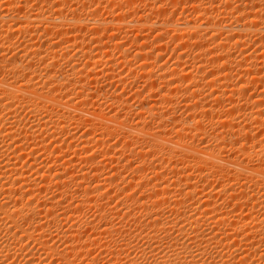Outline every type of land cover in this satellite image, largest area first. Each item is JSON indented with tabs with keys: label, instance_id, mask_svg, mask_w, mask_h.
Listing matches in <instances>:
<instances>
[{
	"label": "rangeland",
	"instance_id": "obj_1",
	"mask_svg": "<svg viewBox=\"0 0 264 264\" xmlns=\"http://www.w3.org/2000/svg\"><path fill=\"white\" fill-rule=\"evenodd\" d=\"M18 1L19 0H0V6L2 4H4L3 2L7 3H14L15 6H17L18 4ZM28 6L27 8V11L23 10L22 14H17L14 12V14L18 15V16H21L23 14H26V13H30L32 11V9L34 10L36 7H39L40 9L42 10H47L46 11V14H50L52 12H50L51 10H53L52 8V5H55L57 4L56 6V9L62 11V17L63 18H81V19H86V21L88 20H98V21H101L103 23H107L105 24V26H107L109 24L108 27H105L104 26V30H99L100 33H97L98 35L94 36L92 34V29H89L90 26L92 24H94V22L92 23L91 21L88 23V27L87 28H82V29H73V30H68L64 33L63 30H58L57 32H55V30L47 33L46 35L44 33H42L43 31H41L40 29L43 27V25H39V24H35L33 25V27H30L31 29H28L30 31H27L24 30L22 32L18 31V30H15V34H12L11 37H9L8 39H10L9 43L7 44H10L12 43V46H11V50H10V47H9V51H3V53L1 52L0 55H3V58L1 57V60L2 62H0V81L2 80H6L7 77H8V72H5L6 69L3 67L5 66L3 61L5 60H8L9 58L11 57H15V56H18V57H15L16 60L17 59H20V65L24 64L25 67H31V68H37L35 70H39V81L42 82L43 79H44V73L47 72L46 69L48 71H50V73L52 74H59L60 71H63V72H66V73H70V76L73 77L72 79H74L73 81L77 80L79 81V83L81 85H87L89 86L90 83H91V80L93 79L94 81H96V83H92L90 85V87L92 88H96L98 89V91L96 92H92L93 95L90 93L88 95H84L82 97H78V93H79V89L74 87V86H68L66 90H60L63 92V96H62V99H60L59 101L60 102H65L66 100H72L73 103H76V106H79L81 105V107L79 109L81 110H77V111H83V110H89L90 112H95L98 113V114H108V115H111V116H116L118 117V114L119 118H121V120H123L125 123H127V125L131 124L130 126H135L136 125H141L143 126L144 128H148L147 130H150L151 132H157L159 129H160V132H166V135L167 138H170V137H173V131H171V127H172V123H171V119L174 118V119H178L179 121H184V120H187V118H189V116H193L194 120L197 121L196 119L199 120V123L201 122V124H199V127L200 125H202V130L199 131V133H192L196 136H187L189 138L187 139H183V144L185 145H199V146H202V147H208L210 148L209 146H212V145H215L216 141L213 139V135H216L218 134L217 132H219L218 135L220 134H223L224 131H226V129L229 130V128H226V129H222L221 126L219 125V120H221L222 118H225L227 115H231V118H235L234 120L232 119V122L234 121V123H232V126H234L233 124L237 123V127L241 126V125H244V123L246 124L245 126H249V130L252 129V131H250L251 133V138L253 136V141L251 140V145L252 144H255L257 145V147L253 146L251 147V150L254 148V150L256 151V149H258L257 152H259L261 150L262 147H264V124H262V122L259 120V121H255V122H260V126L258 123L259 126H257V124L253 121L254 118L257 119V114L260 113L264 110H262L264 107V105L260 106L262 107V109H260V107H257L255 108L254 105H253V100L256 99V96L260 95V93L262 94V92H264V85L262 86V84L258 83V82H248L249 80H246L245 77H243L246 82H245V85H246V93L243 95V97L241 98V96H237L235 97V95L233 96V98H228L226 96H222V98L218 97L216 98V96L214 97V95H207V94H210L209 91L213 90L214 88H210L212 85H210V81H213L211 79H214L215 77L218 79V74L220 73L219 70H218V66L221 65L220 63L218 64V66L216 65L215 67V64H208L206 62H202V66H205L203 69L205 70H200L201 72H197V65L199 60L201 57V55L205 54L203 53V51H205L206 53H209L211 51H215V52H221V51H217V46L221 43L219 42H222L224 41V36H223V39H222V36L220 37H217L218 35H216L215 38H217V40H219L217 43L213 42V36L212 34L205 37L204 39V43H203V46L204 48L202 49V53H200V51L198 49L195 48V46L193 47H189V46H185L184 44L182 45L181 41H183L182 39H180L179 36H175V34L172 32L168 33V35L166 34L165 37H163L164 39H161V41H158V32H150L147 30V32L145 31V41L143 40H138L136 38L137 35H139V33L137 34V31H133V30H128L129 33L125 30L123 31H120V30H116V29H111L110 27L114 25V23H116L117 21H123L124 22H133L136 21V20H140L141 18L143 19H151L152 22H155L156 23H162V22H173V23H181V22H190L192 24H200V23H205L206 19H212L213 22L216 21V22H220V18H221V24L223 26H228L235 23V19L238 18V17H234V16H239L238 14L235 13V9L238 7L239 4H245V0H228L227 3L232 4L230 5V7H232L230 10L228 9L227 11H230V12H227V13H219L218 11L216 12L215 10L217 9H222L224 8L223 6H225L226 4H224L225 0H193V1H190V0H125L128 2V4H126L125 2H122L125 6L122 5V3H119L121 1H118L115 6L113 5L112 6V2L110 0H63V2L61 0H28ZM38 1V2H37ZM48 1V2H47ZM66 1V2H64ZM95 3H94V2ZM100 1V2H99ZM147 1L150 3H147ZM173 1V2H172ZM186 1L188 2H197L199 1L198 3H196V8L197 7H202L203 8H206L207 10L205 11L206 13L203 15V11L201 12L200 10L197 11L196 8L194 9V7L191 6V3H187ZM264 1V0H263ZM262 1V2H263ZM46 2L48 4H46ZM74 2V3H73ZM87 2L86 4H83ZM131 2V3H130ZM134 2V4H133ZM222 2V3H221ZM233 2V3H232ZM2 3V4H1ZM109 6H108V4ZM226 3V2H225ZM238 3V4H236ZM92 4V5H91ZM94 4V5H93ZM114 4V3H113ZM137 4V5H136ZM158 4V5H157ZM194 4V3H193ZM222 4V5H221ZM264 4V2H263ZM44 5V6H43ZM49 5V6H48ZM64 5V6H63ZM71 5V6H70ZM135 5V6H134ZM180 5V6H179ZM185 5V6H184ZM201 5V6H200ZM237 5V7H233ZM31 6V8H30ZM111 6V7H110ZM128 6V7H127ZM131 6V7H130ZM158 6V7H157ZM175 6V7H174ZM190 6V7H189ZM123 7V8H122ZM133 7V8H132ZM139 7V8H138ZM185 7V8H184ZM220 7V8H219ZM222 7V8H221ZM229 7V8H230ZM29 8V9H28ZM51 8V9H50ZM71 8H75V11L74 13H72L71 11H69V9ZM98 8V9H97ZM114 8V9H113ZM116 8V9H115ZM130 8H131V11H130ZM153 8V9H152ZM156 8V9H155ZM159 8V9H158ZM192 8V9H191ZM202 8V9H203ZM216 8V9H215ZM55 9V8H54ZM63 9V10H62ZM68 9V10H67ZM118 9V10H117ZM121 9V10H120ZM149 9V10H148ZM174 9V10H173ZM188 9V10H187ZM124 10V11H123ZM122 11V12H121ZM126 11V12H125ZM133 11V12H132ZM159 11V12H158ZM211 11V12H210ZM25 12V13H24ZM163 14L161 15L160 14ZM189 12V13H188ZM232 12V13H231ZM234 12V13H233ZM132 13V14H131ZM137 13V14H136ZM158 13V14H157ZM191 13V14H190ZM219 13V14H217ZM229 13V15H227ZM128 14V15H127ZM139 14V15H138ZM231 14V15H230ZM234 16H233V15ZM93 17H91V16ZM127 15V16H125ZM157 15V16H156ZM171 15V16H170ZM203 15V16H202ZM84 16V17H83ZM96 18H95V17ZM114 16V17H113ZM201 16V17H200ZM207 16V17H206ZM221 16H224V17H221ZM98 17V18H97ZM117 17V18H116ZM154 17V18H152ZM199 17V18H197ZM219 17V19H218ZM128 18V19H127ZM216 18V19H215ZM105 19V20H104ZM115 19V20H114ZM117 19V20H116ZM185 19V20H184ZM197 19V20H196ZM165 20V21H164ZM218 20V21H217ZM223 20V21H222ZM24 21V20H23ZM159 21V22H158ZM176 21V22H175ZM196 21V23H194ZM233 21V22H232ZM36 22V21H35ZM113 22V23H112ZM199 22V23H197ZM227 22V23H225ZM232 22V23H231ZM60 24V21H57V24ZM112 24V25H111ZM206 24V23H205ZM35 25H38L37 27ZM40 27V28H39ZM34 28V29H32ZM107 30H106V29ZM36 29V30H35ZM39 29V31H38ZM59 29V28H58ZM33 30V31H31ZM109 30V31H108ZM227 30V29H226ZM59 31H62L59 32ZM71 33H70V32ZM90 31V33H89ZM119 31V32H118ZM32 32V33H31ZM86 32V33H85ZM105 32V33H104ZM128 36H127V34ZM20 33V34H19ZM37 33V34H36ZM55 35H58V36H55ZM112 33H114V36L117 35V39H116V42H120L123 44V47H120L119 49L115 46H109L110 42L108 43V39L110 41V37L113 35ZM117 33V34H116ZM184 33V32H183ZM22 34V35H21ZM60 34V35H59ZM80 34V35H79ZM102 34V35H101ZM143 34V33H142ZM2 36H4L5 34H1ZM0 35V36H1ZM14 35V36H13ZM45 35V36H44ZM82 35V37H80ZM93 35V36H92ZM172 38H171V36ZM181 35V34H180ZM186 35V33H185ZM225 37H227L226 34H224ZM6 37H3V39L5 40H8L7 39V35H5ZM42 36V37H41ZM44 36V38H43ZM52 38H51V37ZM55 36V37H53ZM70 36V37H69ZM73 36V37H72ZM99 36V37H98ZM103 36V37H102ZM106 36V37H105ZM148 36V37H147ZM75 37V38H74ZM77 37V38H76ZM84 37V38H83ZM93 37H98V40L99 42H95V43H91V40H90V43H89V40L90 38H93ZM108 37V38H107ZM169 37V38H168ZM173 37H176L175 39H173ZM182 37H184V35H182ZM211 37V38H210ZM16 38V39H15ZM27 38V39H26ZM32 38V39H31ZM34 38V39H33ZM73 38V39H72ZM79 38V40H78ZM179 38V39H178ZM220 38V39H219ZM1 39L2 37H0V42H1ZM3 39H2V43L1 44H4L5 46L7 45L6 44V41L3 42ZM30 39V40H29ZM59 39V40H58ZM75 39V40H74ZM207 39H208V42H207ZM29 41V42H32L36 45H41L42 43L44 44L45 41L48 43V44H53L54 45H59L55 51H57V53L59 55H62L59 57L56 56L54 59H51V55L49 56V53L51 50H48L44 47V56L42 55L43 53V50L41 52V57L42 58H45L46 62H47V66L44 64H42L39 60V58H35L34 57H26L24 58L23 56H20L19 55H16V51L18 50L17 48H21L19 44H21V41L22 43H24L25 41ZM32 40V41H31ZM82 40V42H81ZM84 40V41H83ZM137 40V41H136ZM206 40V41H205ZM209 40H212L211 42H209ZM249 40V39H248ZM174 41V42H173ZM234 41V40H233ZM256 38L255 37H251L249 41H247V43L245 45H240L238 47H236L234 49L235 46H231L229 47V45H226L228 46L224 51L225 52H228L230 53V55H233L231 56V60L232 62V65L228 62V65L224 66L225 68H223L224 70V74H225V70L228 74H230L232 77L228 80L229 82V85H234L235 83H238L240 79H242L241 77H238L240 75L239 72H237L238 68L240 67H244V69H246V66L249 65L248 68H250V71L251 72H254V71H260V76H262L264 78V67H260L258 66L259 68H261L260 70L259 69H255L256 67L255 66H252L251 67V64L250 62H244V65H243V61L242 59L245 58L247 56V54L251 51V52H254L253 50H256L258 47H259V44H256L255 43ZM264 41V40H263ZM70 42V43H69ZM74 42V43H73ZM108 44H107V43ZM225 42V41H224ZM249 42V43H248ZM73 43V44H72ZM152 43V44H151ZM223 43V42H222ZM264 43V42H262ZM0 44V45H1ZM13 44H15L13 46ZM84 44V45H83ZM103 44H107L108 46H104ZM141 45H144L146 48L147 51H154L153 49L157 46H159V50L156 52H153V56L155 55L154 53H160L162 54L161 58L159 60H155V59H150L148 60L146 64H144V60L142 61V59H139L137 56L138 54V51H139V48L137 49V47H139ZM148 44V45H147ZM181 44V45H180ZM206 44V45H204ZM88 45V46H87ZM94 45V46H92ZM133 45V46H132ZM166 45V46H165ZM70 50H69V48ZM107 49H106V48ZM125 47V48H124ZM130 47V48H129ZM66 48L68 49V51L66 50ZM104 48V49H102ZM112 48V49H111ZM127 48V49H126ZM134 48V49H132ZM242 48V49H241ZM100 49V50H99ZM228 49V51H227ZM237 49V50H236ZM109 50V51H108ZM113 50V51H112ZM196 50V51H194ZM242 50V51H241ZM248 50V51H247ZM62 51V52H61ZM77 51V52H76ZM89 51V52H88ZM246 52V55L245 52ZM14 52V53H13ZM69 52V54H68ZM72 52H75V53H72ZM82 52V53H81ZM93 52V53H92ZM107 52V53H106ZM110 52V53H108ZM118 52V53H117ZM128 52V53H127ZM150 52V53H151ZM196 52V53H195ZM223 52V51H222ZM260 52V51H259ZM90 53L91 55H94L95 56H98V58L96 59L97 62L96 64L93 66V65H90V63L88 62V58L86 57V54ZM106 53V55H101V54H104ZM232 53V54H231ZM10 54H11V57H10ZM113 54V56H112ZM85 55V56H84ZM199 55V57H198ZM4 56L5 58L7 57V59H4ZM39 56V57H40ZM47 56V57H46ZM64 56V57H63ZM72 56V57H71ZM102 58H101V57ZM152 56V57H153ZM194 56H196V58H194ZM212 56V54H209L206 58H210ZM23 57V58H22ZM40 57V59H41ZM112 57V58H111ZM22 58V59H21ZM31 58V59H30ZM57 58V59H56ZM106 58V59H105ZM116 58V59H115ZM131 58V59H130ZM194 58V59H193ZM198 58V59H197ZM34 59V61H33ZM78 61H76V60ZM87 59V60H86ZM104 61H103V60ZM108 59V60H107ZM110 59L111 63L108 62ZM196 59V60H195ZM36 60V61H35ZM57 60V61H56ZM59 60V61H58ZM137 60V61H136ZM204 60V59H202ZM240 60V61H239ZM262 61L260 62H257L259 63V65H262V62H263V59H260ZM23 61V63H21ZM50 61V62H48ZM53 61V62H52ZM136 61V62H135ZM179 61V62H178ZM183 61V62H182ZM198 61V62H197ZM259 61V60H258ZM33 62V63H32ZM85 62V63H84ZM121 62V63H120ZM122 62H123V65H122ZM134 62V63H133ZM2 63V64H1ZM51 65V63L55 64V66ZM101 63V64H99ZM137 63H139L137 65ZM242 63V66L240 64ZM248 63V65H247ZM29 66H28V65ZM32 64V65H31ZM76 64V65H75ZM126 64V65H125ZM178 64V65H177ZM195 64V65H194ZM205 64V65H204ZM206 64H208L206 66ZM3 65V66H2ZM34 65V67H32ZM40 65V67L38 66ZM68 65V66H67ZM89 65V66H88ZM99 67H98V66ZM129 65V66H128ZM140 65H141V68H140ZM161 65V66H160ZM237 65V66H236ZM38 66V67H37ZM50 66V67H49ZM102 66V67H101ZM112 66V67H111ZM195 66V67H194ZM211 66V67H210ZM214 66V68H213ZM240 66V67H239ZM3 69H2V68ZM29 67V68H30ZM75 67V68H74ZM181 67V68H180ZM192 67V68H191ZM58 68V69H57ZM62 68V69H61ZM94 68V69H93ZM104 68V69H103ZM117 68V69H116ZM128 68V69H127ZM134 68V69H133ZM195 68V69H193ZM213 68V69H212ZM216 68V69H215ZM232 68V69H231ZM255 70H254V69ZM51 69V70H50ZM57 69V70H56ZM101 69V71L99 70ZM106 69V70H105ZM109 69H111L109 71ZM141 69V70H140ZM151 69V70H150ZM177 69V70H175ZM229 69V70H228ZM233 70V74L231 72V70ZM235 69V70H234ZM241 69V68H240ZM45 72H44V71ZM97 70V72H96ZM175 70V71H174ZM181 70H185L188 72V74L191 72H193V76L192 79H187V78H183L184 76H180V75H184V71L180 73ZM254 70V71H253ZM59 71V72H58ZM85 73H84V72ZM148 71V72H147ZM190 71V72H189ZM213 71V72H212ZM217 71V72H215ZM220 71H221V66H220ZM235 71V72H234ZM241 71V70H240ZM4 72V73H2ZM55 72V73H54ZM91 72V73H90ZM97 74H95V73ZM112 72V73H110ZM173 72L174 74L171 75V73ZM179 72V73H178ZM215 72V73H214ZM231 72V73H230ZM62 73V72H61ZM117 73V74H116ZM123 75H122V74ZM201 73V74H200ZM236 75H235V74ZM238 73V74H237ZM6 74V75H5ZM95 74V75H93ZM108 74V75H107ZM147 74V75H146ZM152 74V75H151ZM159 76H162V78H164L162 80L161 79H157L156 76L157 75ZM161 74V75H160ZM178 74V75H177ZM187 74V73H185ZM213 74V75H212ZM222 71H221V74L222 75ZM21 78L22 74H18ZM18 75H17V78H18ZM42 78H41V76ZM84 75H85V78H84ZM110 75V76H109ZM115 75V76H113ZM118 75V76H117ZM138 75V76H137ZM165 75V76H164ZM167 75V76H166ZM197 75H198V78H197ZM219 75V76H220ZM238 75V76H237ZM98 76V77H97ZM149 76V77H148ZM199 76H203L202 77H199ZM108 77V78H107ZM144 77V78H143ZM111 78V79H110ZM117 81H116V79ZM170 81H169V79ZM196 78V79H195ZM234 78V79H233ZM19 79V78H18ZM42 79V80H41ZM154 79L155 80V86L151 87L150 86L152 85V82H154ZM186 81H185V80ZM201 79H203L201 81ZM38 80V79H37ZM109 80V81H108ZM111 80V81H110ZM151 80V82H150ZM161 80V81H160ZM168 80V81H167ZM188 80V81H187ZM192 82H191V81ZM198 80V82H197ZM199 80H200V87L199 89L197 90V87H194V85H196L197 83H199ZM209 80V81H208ZM216 80V79H214ZM196 81V82H194ZM206 81V82H205ZM235 81V82H234ZM90 82V83H89ZM122 82V83H121ZM162 82V83H161ZM193 82H194V85H193ZM209 82V83H208ZM227 82V84H228ZM121 83V84H120ZM151 83V85H150ZM164 83V84H163ZM169 85H168V84ZM174 83V84H173ZM189 85H188V84ZM202 83V84H201ZM207 83V84H206ZM213 83V82H212ZM231 83V84H230ZM253 83V84H252ZM192 84V85H191ZM210 85V87L208 88V86H205V85ZM94 85H96L94 87ZM154 85V84H153ZM162 85V86H161ZM168 85V86H167ZM198 85V84H197ZM196 85V86H197ZM202 85V86H201ZM149 86V87H148ZM158 86V87H157ZM187 86V87H186ZM205 86V88H204ZM214 86V85H213ZM251 86V88L249 87ZM75 88V89H72V88ZM146 87V88H145ZM175 87V88H174ZM191 87V88H190ZM202 87V88H201ZM69 88V90H68ZM159 88V89H158ZM169 88V89H168ZM174 88V89H173ZM196 88V89H194ZM141 89V90H140ZM150 89V90H149ZM176 89H177V92H176ZM211 89V90H210ZM261 89V90H260ZM164 90V91H163ZM168 90H171V99H172V104H166L168 102H164L161 101L159 103V100L161 99L159 96H160V92L159 91H163V92H167ZM193 90H196V91H193ZM65 91V92H64ZM70 91V92H69ZM150 91V92H149ZM179 91V92H178ZM208 91V92H207ZM58 90L55 92L57 93ZM62 92H59L60 94H62ZM78 95H76V93ZM138 92V93H137ZM159 92V95L156 94ZM193 92V94L191 93ZM199 92L198 94H195ZM207 93V94H204V93ZM58 94V93H57ZM99 94V95H98ZM116 94V95H115ZM137 94H140V95H137ZM195 94V95H194ZM254 94V95H253ZM74 96V97H73ZM92 96V97H91ZM99 96V97H98ZM137 96V97H136ZM174 96V97H173ZM253 96V97H252ZM264 96V95H263ZM132 97V98H131ZM207 97V98H206ZM211 97V98H210ZM215 99H214V98ZM224 97H226L225 99H223ZM158 98V99H156ZM185 98V99H184ZM240 98V99H239ZM264 98V97H263ZM81 99V100H80ZM114 99V100H112ZM231 99V100H230ZM234 99V100H233ZM243 99V100H242ZM246 99V100H245ZM62 100V101H61ZM144 100V101H143ZM155 100H158L157 102L159 104H162L164 106L163 107L162 105L160 106V110L157 108V113L158 114H161V113H165V114H161L162 115V120L163 122H160L159 118L155 115V113L152 114V112H150L152 115L148 116L147 114H144L142 112H140V107L141 105L144 103H152L153 101ZM162 100V99H161ZM178 100V101H177ZM220 101L219 104L215 103L216 101ZM148 101V102H147ZM152 101V102H151ZM245 101V102H243ZM247 101V102H246ZM86 102V103H85ZM202 102V103H201ZM231 102V103H229ZM84 103V105H82ZM116 103V104H115ZM182 104L180 105V104ZM185 103V105H184ZM187 103V104H186ZM193 103V104H192ZM204 103V104H203ZM243 103V104H242ZM79 104V105H77ZM95 104V105H94ZM104 104V105H103ZM189 104V105H188ZM199 104V105H198ZM207 105L206 107L209 106V108L211 107V111L213 112H210V115L209 114H205L203 111L202 113H199L197 110H200V108H203L202 107L203 105ZM223 104V106H222ZM234 104V105H233ZM248 104V105H247ZM101 105V106H99ZM123 105V106H122ZM132 105V106H131ZM171 105V106H170ZM177 105V106H176ZM188 107H192L194 106V108H197V109H193L189 108V109H186L185 110V107L187 108ZM196 105H198L199 107H196ZM231 105V106H230ZM251 106V109H250V106ZM253 105V106H252ZM107 106V107H106ZM128 107V106H131L132 108H125V107ZM173 106V107H172ZM184 108V109H182ZM215 106H218L219 108L221 109H218V107H215ZM221 106V107H220ZM238 106V107H237ZM239 106H243L245 108L240 109L242 107H239ZM115 107V108H113ZM162 107V108H161ZM205 107V108H206ZM236 109H235V108ZM247 107H249V109H247ZM254 107V108H253ZM90 108V109H89ZM109 108V109H108ZM118 108V109H117ZM214 108L217 110V111H214ZM239 108V109H237ZM258 108V110H257ZM25 109V110H23ZM19 108L18 112L17 113V116L16 118H19L17 120L20 121V127L22 128V132L21 134L18 136H15V140L12 139V140H6L5 137L3 138V136L5 135L3 130L5 129V126L8 127V121H7V113L6 111L2 112L1 111V114H0V120H4L6 119V122L4 120V124L0 121V145L6 149L7 148V145L10 144L12 147H9V149L7 150H4V152H2V156H0V161H3L5 158L7 159L8 157H11V155L13 156L12 158V162L14 163L15 165V168H16V171L17 173L19 174L18 175V184L16 186H21L23 187V190L24 193H18L16 195H12L13 197H11V206H13V203H18V205L16 204V206L18 207H21L22 205H27V204H31V206L35 207V209H37V207H41L42 208V203L45 202L44 199H49V198H55L57 200V202L59 201V203H62L63 202V205L64 206H68L69 208H67V212L65 211V218L64 216H62V218H57V216L55 215H58L62 209H65L64 206L63 208L60 206L58 207L57 205L54 207V211L57 213L54 214V216L56 217V220H55V224H53V227H52V224L49 225L47 227V230L49 232L48 236L46 237L48 240V245L49 246H53V248H55L56 250H60L61 247L64 248V246L66 245L65 244V240L68 241V240H71V242L73 241V244L75 245H79L83 248H80L79 252L80 253H77L76 255H70L68 259V261H70V263H73V264H127V261L128 259L131 260L134 264H154V259L153 257L150 255V254H146L145 252L142 253L141 249L147 247V246H151L154 242L151 241L150 239L146 238V234L150 233V232H153L155 231V229L152 227L151 228V225L148 223L150 220H155L156 221H159V222H174L176 221L175 219L179 217V215L181 214L182 217L184 214L182 213H185L186 215H184L185 217H194V218H197L199 220H203L202 222L203 223H199L198 225H201L199 227H201V229H199V231H203L205 232L204 234H207L210 236V235H213L215 234L219 228H221L220 230L223 231V229L225 230H228L229 229H226L225 227H227V225H223V226H218L216 224L215 221H213L214 223L212 224H209L211 222L208 223L207 219L209 218V216L211 215L212 217L215 216V215H225L226 216V219H232L236 214H240V215H244L245 214L249 217H247V219L244 221V224L245 225H248L249 227L248 228H251L254 227L256 224V221L259 220L260 218H262L263 220H259L257 222H259V224H262V228H263V233L261 232V236H263L264 238V213L262 211L261 208H264V207H258V205H260L259 203L255 206V207H258L257 208H251L252 210H254V212H252V210H250L249 205L247 208L246 206H241L240 204L238 205H234L235 202H232L230 200V202H228L229 200L227 199V196H230V194L232 193V195H236L237 194H241L240 192L242 191L243 188H240L241 187V184L244 182L242 178H239V179H231L230 178L228 179V181L226 182L227 178L228 177H224L222 175H214V177H211L212 175H207L209 176L207 178V176L205 177L206 174V171L202 170V167L200 169L199 166H193L194 164L191 163V164H188V166H186L187 163H184V164H180L179 163V168H182L183 170V174H176V171L173 170V166L175 165L173 162L177 161V160H174L175 158H172L168 159L165 161L164 159H161V158H158V159H155L153 156H147L146 154H143V156H141L139 153L140 149H144L146 151V147H145V144L143 143V141H138V140H133V139H130L129 141H127L128 139L127 138H123L121 133L117 131H115V134L113 135V132H109L110 134H107L106 136V131L103 133L102 130L99 126L97 128V125L96 126H91L89 127L87 124H83L82 121L84 120H81L79 122H82L80 123V125L77 123L73 125L72 121L69 123L66 124V127L65 129L63 130H56L57 133L55 131L52 130V126H49L48 128L46 129H42V127H35V129L37 128V130L35 131L34 130V133L29 130V128H31L32 126L30 124L33 123V125L36 122V119L40 116H44L46 115V113L44 112H47L45 111L44 109H41V110H38L36 113L34 114H30L26 111V108ZM83 109V110H82ZM100 109V110H99ZM108 109V110H107ZM123 109V110H122ZM134 109V110H133ZM162 109V110H161ZM102 110V111H101ZM165 110V111H164ZM174 110V111H173ZM193 110V111H192ZM233 110V111H232ZM251 110V112H250ZM254 110H257V114L254 112ZM44 111V112H43ZM101 111V113H100ZM160 111V112H159ZM196 111V112H195ZM232 111V112H231ZM238 111V112H237ZM198 112V114H197ZM206 113H209L208 112V109L207 111H205ZM217 112L218 113V117L217 116H213V119H212V116L211 114L215 115ZM228 112V113H227ZM237 112V113H236ZM242 112V114H240ZM246 112V113H245ZM256 115V116H254ZM80 113V112H79ZM116 113V114H114ZM138 113V115L136 114ZM195 113L197 114L195 116ZM222 113V114H221ZM227 113V114H226ZM236 115H235V114ZM246 115H245V114ZM247 113H250V114H247ZM5 114V116H4ZM38 114V115H37ZM139 114H141V117L139 116ZM145 116H144V115ZM168 114V115H167ZM199 114H201V116H199ZM204 114V115H203ZM221 115V118L219 117ZM2 115V116H1ZM34 115V116H33ZM40 115V116H39ZM143 115V116H142ZM147 115V116H146ZM163 115H166V116H163ZM209 115V116H208ZM225 115V116H223ZM239 115V119H236ZM252 117H251V116ZM29 116V117H28ZM136 116V117H135ZM173 116V117H172ZM176 116V117H175ZM179 116V117H178ZM198 116V117H197ZM203 116V117H202ZM207 119H205V117H207ZM243 116V117H242ZM244 116H247L244 117ZM2 117V119H1ZM6 117V118H4ZM34 117V118H32ZM139 117V118H138ZM150 117V118H149ZM165 117V118H164ZM167 117V118H166ZM178 117V118H177ZM201 117V118H200ZM248 117L252 120V123H250V119H248ZM4 118V119H3ZM32 118V119H31ZM53 117H51L52 119ZM142 118V119H141ZM143 118H146L143 120ZM170 120H169V119ZM253 118V119H252ZM141 119V120H140ZM150 119V120H149ZM165 119V120H164ZM181 119V120H180ZM191 119V118H190ZM189 119V120H190ZM204 119V120H203ZM242 119V120H241ZM246 120H249V121H245ZM54 120V119H52ZM128 120V121H127ZM139 120L140 122L137 123V121ZM158 120H159V123H158ZM193 120V119H192ZM202 120V121H201ZM207 120V121H206ZM236 120V121H235ZM22 121V122H21ZM144 121V122H143ZM149 121V122H147ZM153 121V122H152ZM155 121V122H154ZM170 121V122H169ZM239 121V122H238ZM146 122V123H145ZM165 122V123H164ZM212 122L214 124H216L215 126H218L216 129L214 128V124H212ZM249 122V123H248ZM7 123V124H6ZM154 123V124H153ZM206 123V124H205ZM240 123V124H239ZM255 125H254V124ZM22 124H24V126H22ZM70 124V125H69ZM158 124V125H157ZM212 124V125H211ZM4 125V127H3ZM73 125V126H71ZM83 125V126H82ZM85 125V126H84ZM87 125V126H86ZM151 125V126H150ZM156 125V126H154ZM162 125V126H161ZM166 125V126H165ZM69 126V127H68ZM82 126V127H81ZM140 126V127H141ZM158 126V128H157ZM253 126V127H251ZM51 127V128H50ZM89 127V128H88ZM149 127L151 129H149ZM153 127V128H152ZM156 127V128H155ZM221 129H220V128ZM243 126H241L242 128ZM4 128V129H3ZM25 128V129H24ZM41 128V129H39ZM164 128V130H163ZM204 128V129H203ZM219 128V129H218ZM236 128V126H235ZM260 128V129H259ZM32 129V128H31ZM34 129V128H33ZM32 129V130H33ZM50 129L52 131H50ZM77 129V130H76ZM90 129V130H89ZM158 129V130H157ZM166 129V130H165ZM262 129V130H261ZM27 130V131H25ZM39 130V131H38ZM88 130V131H87ZM207 132H206V131ZM221 130H224L223 133H220ZM235 130V129H234ZM3 131V132H1ZM60 131V132H59ZM112 131V130H111ZM197 131V132H198ZM217 131V132H216ZM232 131V130H231ZM25 132V133H24ZM27 132V133H26ZM65 132V133H64ZM76 132V133H75ZM103 133L105 136H103V140H101V142H97L95 141V138L94 137H97L99 136L100 133ZM196 132V131H194ZM201 132H205L204 134ZM212 132V133H211ZM29 133V134H28ZM38 133V134H37ZM43 133V134H42ZM59 133V134H58ZM101 133V134H102ZM169 133V134H168ZM212 135H211V134ZM24 134V135H23ZM34 134V135H33ZM46 134V135H45ZM48 134V135H47ZM117 134V135H116ZM119 134V135H118ZM37 135V136H36ZM110 135V136H109ZM204 135V137H203ZM207 135V136H206ZM22 136V137H20ZM28 137V138H26ZM73 137V138H72ZM90 137V138H89ZM191 137V138H190ZM196 137V138H195ZM208 137V138H207ZM209 137H212L211 139ZM20 138V139H19ZM85 140H89V141H83V139ZM88 138V139H87ZM257 138V139H256ZM5 139V142H3V140ZM38 141H42L43 143V147L39 148V147H36V143L34 142H37L35 140ZM65 139V140H63ZM70 139V140H69ZM121 139V140H120ZM124 139V140H123ZM210 139V140H209ZM256 139V140H255ZM60 140V141H59ZM189 140V141H188ZM193 140V141H192ZM203 140V141H202ZM8 141V142H7ZM10 141V143H9ZM12 141L14 143H12ZM62 141V142H61ZM66 141V142H65ZM69 141V142H68ZM79 141L81 143H79ZM95 141V142H94ZM107 141V142H106ZM127 141V142H126ZM131 143H128L130 142ZM206 141V142H205ZM208 141V142H207ZM17 142V143H16ZM76 142V143H75ZM109 142V144H108ZM126 142V143H125ZM139 142L142 144H139ZM210 142V143H209ZM213 142V144H212ZM254 142V143H253ZM261 142V144H263L261 146V144H259ZM7 143V144H6ZM17 146H19L18 148L20 149V151H16L17 149L14 150V148L16 147V144ZM21 143V144H20ZM60 143V144H59ZM88 143V144H87ZM91 143V144H90ZM95 143V144H94ZM103 143V144H102ZM107 144V146L105 144ZM195 143V144H194ZM197 143V144H196ZM14 144V145H13ZM72 144V145H71ZM102 144V145H101ZM127 144V145H126ZM69 145V146H68ZM76 145V146H75ZM86 145V146H85ZM114 145V146H113ZM118 147H117V146ZM138 145V146H137ZM140 145V146H139ZM261 147H260V146ZM14 146V147H13ZM35 146V147H34ZM75 146V147H74ZM90 146V147H89ZM94 148H93V147ZM111 148H110V147ZM116 146V147H115ZM133 146H136L135 148H132ZM198 146V147H199ZM240 146V144H239ZM23 149H22V148ZM27 147V148H26ZM34 147V148H33ZM78 147V148H77ZM86 147V148H85ZM123 147V149H122ZM144 147V148H143ZM260 147V148H259ZM36 148V149H35ZM48 148V149H47ZM234 148H237V146H235ZM67 149V151H65ZM73 149V150H72ZM78 149V150H77ZM82 149V150H81ZM84 149V150H83ZM116 149V153L119 155L118 157L120 158L118 160H115L114 162H107L105 159L109 156V155H112V153L114 152L113 150ZM129 149V150H128ZM139 149V150H138ZM238 149V148H237ZM260 149V150H259ZM13 150L15 151L13 153ZM29 150V151H28ZM36 150V151H35ZM38 150V151H37ZM71 150V151H70ZM110 150V151H109ZM134 150V152L132 151ZM250 150V149H249ZM248 150V151H249ZM252 151L254 154H252L251 151H249L250 154H252L254 156L251 157L250 159V156L249 157H246L244 155L240 156L242 153H239L238 154H235L234 152H236L237 150L235 149H228V150H224L225 152H223L224 155H226L225 157L223 156L222 154V157L224 158H230V156L232 157V161L231 162H237L236 160V157H238L239 159L241 158H246L245 159V163H247L248 165H251L252 167H260L257 168L259 171H261V169L264 170V156H261L263 157L262 158V161H261V157H257L255 156L257 154V152L255 151ZM264 150V148H262V150L260 151V153H262ZM6 151V152H5ZM25 151V152H24ZM28 151V152H27ZM74 151V152H73ZM77 151V152H76ZM80 151V152H79ZM84 151V152H83ZM90 151V152H89ZM121 151V152H119ZM234 151V152H233ZM27 152V153H26ZM36 152V153H35ZM50 152V153H49ZM52 152V153H51ZM72 152V153H71ZM124 152V153H123ZM133 152V153H132ZM136 152V153H135ZM18 153V155H17ZM22 153V155H21ZM25 153V154H24ZM49 153V154H48ZM67 153V154H66ZM77 153V154H76ZM109 153V154H107ZM123 153V154H122ZM126 153L127 156H126ZM248 152H246L247 154ZM256 153V154H255ZM27 154V155H26ZM52 156H51V155ZM80 154V155H79ZM231 154V155H230ZM74 155V157H73ZM89 155V156H88ZM124 157H123V156ZM230 155V156H229ZM239 155V156H237ZM249 154H247L248 156ZM6 156V157H5ZM24 156V157H23ZM79 156V157H78ZM229 156V157H228ZM22 157V158H21ZM31 157V158H30ZM35 157V158H34ZM43 157V158H42ZM54 157V158H53ZM98 157V158H97ZM153 157V158H152ZM241 157V158H240ZM257 157V158H256ZM26 158V159H25ZM91 158V159H89ZM235 158V159H233ZM253 158V159H252ZM5 159V160H6ZM38 159V160H37ZM68 159V160H67ZM70 159V161H69ZM80 159V161H79ZM247 159L249 160V162H247ZM257 159V160H256ZM97 160V161H96ZM139 160V161H138ZM143 160V161H142ZM161 160V161H160ZM235 160V161H234ZM252 160V161H251ZM260 162H259V161ZM83 161V162H82ZM101 161V162H100ZM35 162V163H34ZM57 162V163H56ZM96 162V163H95ZM147 162V163H146ZM159 162V163H158ZM167 162V163H166ZM170 162V163H169ZM259 162V163H258ZM263 164H262V163ZM24 163V164H23ZM110 163V164H109ZM121 165H120V164ZM172 163V164H171ZM253 163V164H252ZM44 164V165H42ZM94 164V165H93ZM102 164V165H101ZM114 164V165H112ZM131 164V165H130ZM140 164V165H139ZM147 164V166H146ZM151 164V165H150ZM170 164V165H169ZM178 164V163H177ZM182 165V166H181ZM91 166V167H90ZM99 166V167H98ZM103 166V167H101ZM104 166H106L104 168ZM115 166V167H114ZM127 166H130V167H127ZM135 166V167H134ZM150 166V168H149ZM185 166V167H184ZM34 167V168H33ZM110 167V168H109ZM133 167V169H132ZM139 167L141 169V171L139 172ZM144 169V171H142V168ZM153 167V168H152ZM50 168V169H49ZM112 168V169H111ZM138 169V171L135 170ZM149 168V170H148ZM38 169V170H37ZM40 169V170H39ZM82 169V170H81ZM96 169V170H95ZM262 170V172H263ZM36 171V172H34ZM42 171V172H41ZM85 171V172H84ZM106 171V172H105ZM136 173H135V172ZM203 171V172H201ZM133 176L137 174V176H134L137 180V182L135 181V184L133 185H128V183L126 182L128 178H131L132 174ZM37 173V174H35ZM41 173V174H40ZM84 173V174H83ZM97 173V174H96ZM116 173V174H115ZM141 173V174H140ZM148 173V174H147ZM156 173V174H155ZM158 173H160L158 176ZM62 176H61V175ZM102 174V175H100ZM114 174H115V179L114 180H110L111 182L107 183L108 185H106V183L103 182V179L104 177L107 175V176H111L113 175V178H114ZM127 174V175H125ZM42 175V176H41ZM54 175V176H53ZM81 175V176H80ZM86 175V176H85ZM140 175V176H139ZM147 175V176H146ZM188 176L187 177V183L189 182L191 185H192V189L194 190V193L195 195L194 196H190L189 199L186 198V201L183 200V196H181L179 194V190L182 188V185H184L183 183H185V181H182L180 184L178 183V179L182 176ZM204 175V176H203ZM80 176V177H79ZM101 176V178H100ZM104 176V177H103ZM124 176V177H123ZM221 176L224 178V180H221ZM13 177V176H12ZM59 177V178H58ZM82 177V178H81ZM95 177V178H93ZM127 177V178H125ZM146 177V178H145ZM87 178V179H86ZM103 178V179H102ZM125 180H124V179ZM149 178V179H148ZM154 178V179H153ZM190 178V179H189ZM212 178V179H210ZM220 178V179H219ZM52 179V180H51ZM84 179V180H83ZM94 179V181H93ZM140 179V180H139ZM156 179V180H155ZM5 179H2L1 180V177H0V182H5L3 181ZM22 180V181H21ZM92 180V181H91ZM119 180V181H118ZM150 180V181H149ZM163 180V181H162ZM174 182H173V181ZM6 181L7 182H10L7 180L6 178ZM58 181V182H56ZM64 181V182H63ZM203 181V182H202ZM222 181V182H221ZM239 181V182H238ZM241 181V182H240ZM24 182V183H23ZM140 182V183H139ZM161 184L163 187L165 186L167 189L168 192H165L163 194L162 190L159 189L157 190V187L156 185L154 184ZM161 182V183H160ZM221 182V183H219ZM254 183V181H252ZM50 185H49V184ZM64 183V184H63ZM83 183V184H81ZM111 183V185L109 186V184ZM113 183V184H112ZM127 183V184H126ZM188 183V184H189ZM253 183H248L246 185L247 189L246 190V193L248 195H250L252 192L251 195L253 196V199H255L254 197H257L262 191V189H260L259 185H256L255 187V184ZM44 184V185H43ZM119 184V185H117ZM142 184V185H141ZM253 184V185H252ZM41 185V186H40ZM43 185V186H42ZM46 185V186H45ZM66 185V186H65ZM115 185V186H114ZM169 185V186H168ZM172 185V186H171ZM15 186V187H16ZM40 186V187H39ZM45 186V187H44ZM63 186V187H62ZM90 188L93 190L96 189L97 187V191H95L93 193L92 190H90L92 193H90V191L88 192V194H86V192H84V189L85 187ZM101 186V187H100ZM139 186V187H138ZM155 186V188H154ZM195 186V187H194ZM252 186V187H251ZM42 187V188H41ZM48 187V188H47ZM51 187V188H50ZM93 187V188H92ZM222 187V188H221ZM229 187V188H227ZM132 188V189H131ZM139 188V189H138ZM155 190H154V189ZM226 188H227V191H226ZM231 188V189H230ZM240 188V189H239ZM30 191V193L27 191ZM68 189V190H67ZM230 189V190H228ZM251 189V190H250ZM50 190V191H49ZM58 190V191H57ZM76 190V191H75ZM112 190V191H111ZM152 190V191H151ZM157 190V191H156ZM223 191L222 193L224 194H221V191ZM236 190V191H235ZM244 190V191H245ZM261 192H260V191ZM21 191V192H22ZM111 191V192H110ZM160 191V192H159ZM216 191V192H215ZM231 193H230V192ZM239 191V192H238ZM249 191V193H248ZM252 191V192H251ZM258 191V192H257ZM27 192V194H26ZM58 192V193H57ZM66 192V193H65ZM84 192V193H83ZM118 192V193H117ZM151 192V193H149ZM158 192V193H157ZM204 192V193H203ZM208 192V193H207ZM260 192V193H259ZM37 193V194H36ZM46 193V194H45ZM76 193V194H75ZM115 193V194H114ZM121 193V194H120ZM156 193V195H155ZM198 193V194H197ZM220 193V194H219ZM230 193L229 195H226V194ZM257 193H259L258 195H256ZM22 194V196H21ZM85 194V195H84ZM154 194V195H153ZM37 195V196H36ZM59 195V196H57ZM64 195V196H63ZM89 195V196H88ZM118 195V196H117ZM135 195V196H134ZM162 195V196H161ZM208 195V196H207ZM234 195V196H235ZM261 195V194H260ZM259 195V196H260ZM19 196V197H18ZM78 196V197H77ZM83 196H86L84 198H90L92 199L93 202H91L89 205H85L84 206H79V207H75L76 203L78 202V200L80 201V199H84ZM128 198H127V197ZM130 196V198H129ZM151 197V198H148V197ZM206 196V197H205ZM214 196V197H213ZM217 198H216V197ZM223 196V198H222ZM258 196V198H259ZM28 197V198H27ZM45 197V198H44ZM102 197V198H101ZM163 197V198H161ZM211 197V198H210ZM226 197V198H224ZM19 198L20 200H17ZM25 198V199H23ZM80 198V199H79ZM94 198V200H93ZM99 198V199H98ZM106 198V199H105ZM135 198H138V199H135ZM5 199V196L0 193V203H2ZM113 199V200H112ZM162 199V200H161ZM173 199V200H172ZM230 199V198H229ZM24 200V201H23ZM68 200V201H67ZM123 200V201H122ZM128 200V201H127ZM135 200V201H134ZM148 200V201H147ZM166 200H167V203H166ZM179 200V201H177ZM205 200V201H203ZM208 200V201H207ZM222 200V201H221ZM258 200V199H257ZM16 201V202H15ZM38 201V202H37ZM41 201V202H40ZM43 201V202H42ZM62 201V202H61ZM118 201V202H117ZM137 201V202H136ZM151 201V202H150ZM162 201V202H161ZM181 201H185L186 203H183L185 205H181L180 206H175V203L176 202H181ZM190 201V202H189ZM192 201V202H191ZM256 200H254L255 202ZM259 201V200H258ZM108 204H107V203ZM136 202V203H135ZM141 202H144L145 205L147 206H143L144 204H142ZM160 202V204H159ZM169 202V203H168ZM171 202V203H170ZM197 202V203H196ZM204 202H208L211 204V209L208 208L207 206H203L202 204ZM223 202V203H222ZM228 202V203H227ZM260 202V201H259ZM24 203V204H22ZM40 203L42 205H40ZM70 203V204H69ZM126 203V204H125ZM140 203H141V206H140ZM147 203H152V204H147ZM158 203V204H157ZM189 203V204H188ZM221 203V204H220ZM257 203V201H256ZM261 203H264L261 202ZM22 204V205H21ZM40 206H39V205ZM104 204V206H103ZM166 206H164V205ZM193 204V205H192ZM205 204V203H204ZM21 205V206H20ZM152 205V206H150ZM215 205V206H214ZM225 205V206H224ZM110 206V207H109ZM128 206V207H127ZM164 206V207H163ZM193 206V207H192ZM239 206V207H238ZM261 206H264L261 205ZM83 207V208H82ZM105 207V208H103ZM134 207V208H133ZM197 207V208H196ZM208 208V213L206 215V212H205V208ZM39 208L37 210H39ZM57 208V210H56ZM62 208V209H61ZM73 208V209H72ZM79 208V209H78ZM133 208V209H132ZM84 209V210H83ZM99 209V211H98ZM112 209V210H111ZM144 209V210H143ZM185 209V210H184ZM205 209V210H204ZM69 210V211H68ZM72 210V212H71ZM102 210V212H101ZM130 210V211H129ZM141 210V211H140ZM172 210V211H171ZM210 210V211H209ZM111 211V212H110ZM157 211V212H156ZM171 211V212H170ZM182 213H181V212ZM185 211V212H184ZM234 211V212H233ZM261 214H260V212ZM78 212V213H77ZM147 212V213H146ZM160 212V213H159ZM180 212V214H179ZM190 212V213H189ZM195 212V213H194ZM205 212V213H204ZM218 212V213H217ZM228 212V214H227ZM250 212L252 214V216H250ZM259 212V213H258ZM69 213V214H68ZM104 213L106 214V216L104 215ZM111 213V214H110ZM113 213V214H112ZM146 213V214H145ZM159 213V214H158ZM179 215H178V214ZM222 213V214H221ZM231 213V214H230ZM234 213V214H233ZM125 214V215H123ZM162 214V215H161ZM165 214V215H164ZM193 214V215H192ZM238 214V215H239ZM257 214V215H256ZM263 214V215H262ZM78 215V216H77ZM99 217H98V216ZM103 215H104V218H103ZM151 215V216H150ZM180 215V216H181ZM188 215V216H187ZM42 216V214H41ZM40 214H38L36 217H41ZM108 216V217H107ZM205 216V217H204ZM263 216V217H262ZM98 217V218H96ZM102 217V218H101ZM151 217V218H150ZM157 217V218H156ZM207 217V218H206ZM252 217L254 219H252ZM42 218V217H41ZM68 218V219H67ZM142 218V219H141ZM150 218V219H149ZM180 218V217H179ZM174 221H173V220ZM227 219V220H228ZM230 219V220H231ZM75 220V221H74ZM77 220V221H76ZM86 220V221H85ZM143 220V221H142ZM172 220V221H171ZM205 220V221H204ZM70 221V222H69ZM164 222V223H165ZM206 222V223H205ZM263 222V223H261ZM18 223L22 225V222L21 220L19 221L18 220ZM71 223V224H70ZM115 223V224H114ZM208 223V225H206ZM248 223V224H247ZM150 226H149V225ZM182 224H185L183 221L180 222V224H178L177 226L179 228H183V229H187L188 227L185 228V226H187V224L185 225H182ZM216 226H214V225ZM255 224V225H254ZM258 224V223H257ZM55 225V226H54ZM65 225V226H64ZM148 225V226H147ZM173 225V224H172ZM254 225V226H253ZM23 226V225H22ZM71 226H75L74 230V234L72 235L71 234V238L67 235L66 233V230H68ZM90 228H89V227ZM121 229H123V231L125 230L126 232H123L122 230L119 229V227ZM51 227V228H50ZM57 227V228H56ZM104 227V228H103ZM111 227H114L111 229ZM116 227H118V230H115L117 229ZM176 227L175 230L178 228ZM198 227V228H199ZM206 227V228H205ZM5 225L4 227H2L0 229V244H4L6 243L7 241V235L6 234V231L4 232L5 229ZM50 228V230H49ZM228 228V227H227ZM243 228V227H242ZM247 227L246 229L243 228V231L242 229V233L244 235H250L251 238H249V242L246 244L247 247L251 244L252 240H257V238H254L252 235V232L251 230H249ZM103 229V230H101ZM105 229H111L110 233L109 231H106ZM128 229V230H127ZM131 229V230H129ZM147 229V230H146ZM152 229V230H151ZM154 229V230H153ZM57 230V231H55ZM65 232H64V231ZM173 229V231H169V233L174 236L176 235L177 233L180 234L178 231H175ZM224 230V231H225ZM92 231V232H91ZM100 231V232H99ZM118 231V232H117ZM130 231V233H129ZM159 231V230H158ZM156 232V234L158 236H160L159 238H162L160 239V244L159 245H165L166 243H168L169 241V238H165V233L164 232ZM210 231V232H209ZM221 231V232H222ZM105 232H108L105 233ZM142 234H141V233ZM220 231L217 232V236L220 235L217 237V240L220 242V241H223V243L225 244H222V242H220V244H218L217 240L215 244H212L208 247H206V251L202 252L199 257L197 258V262L201 263V264H210V262L213 264H220L223 261H228V263H231L232 264H243V261L244 260H251L253 259L254 263L256 261V263L258 264H261L263 263V261H260L261 258L257 256H251V258L249 257V259H247L248 257H246L245 255L242 254L241 251H243L242 249L245 248V243L242 242L240 243L239 241V238L237 239L235 236L233 237V232L232 231H229L227 233H231L232 237L229 236V241L227 240H224L226 237H222L223 235H225L223 232L221 233ZM250 232V234L248 233ZM56 233V234H54ZM95 233V234H94ZM99 233V234H98ZM104 233V234H103ZM115 233V234H114ZM117 233V234H116ZM122 233V234H120ZM125 233V234H124ZM160 233V234H159ZM164 233V234H163ZM184 233V234H183ZM182 233V237L179 235V242L181 245H187L189 244V242H187L188 238L186 236H189L187 235V233L189 234V230ZM210 233V234H209ZM112 234V235H111ZM120 234V235H119ZM177 234V236H178ZM186 234V235H185ZM221 234H223L221 236ZM50 235V236H49ZM54 237H53V236ZM78 235V236H77ZM89 235V236H88ZM136 235V236H135ZM169 235V234H168ZM185 235V236H184ZM215 235V236H216ZM235 235V233H234ZM256 235V234H255ZM258 235V234H257ZM73 236V237H72ZM83 236V237H82ZM6 237V238H5ZM50 237V238H48ZM62 237V238H61ZM77 237V239H76ZM95 237V238H93ZM143 237V238H142ZM242 237V238H241ZM240 238L243 239V236H241ZM256 237V236H255ZM52 238V239H51ZM61 238V239H60ZM65 238V239H64ZM107 238V239H106ZM113 238V239H112ZM142 238V239H141ZM164 238L166 240H164ZM183 240H182V239ZM186 238V240H185ZM223 238V239H221ZM231 238V239H230ZM236 238V239H235ZM51 239V240H50ZM54 239V240H53ZM57 239V240H56ZM75 239V240H74ZM94 239V240H93ZM168 239V240H167ZM237 241H235V240ZM6 240V241H5ZM86 240V241H85ZM159 240V239H158ZM234 242H233V241ZM251 240V242H250ZM3 241V242H1ZM35 241V242H34ZM151 241V242H150ZM183 241V242H182ZM185 241H186V244H185ZM75 242V243H74ZM80 242V243H79ZM89 242V243H88ZM91 242V243H90ZM149 242V243H148ZM159 242V241H158ZM166 242V243H165ZM170 242V241H169ZM26 243V244H25ZM117 243V244H116ZM121 243L122 244H125V246H123V249L121 246ZM163 243V244H162ZM63 244V245H62ZM82 244V245H80ZM84 244V245H83ZM237 246H236V245ZM25 245V246H24ZM28 245V246H27ZM57 245V246H56ZM87 245V246H86ZM102 245V246H101ZM119 245V247L117 246ZM126 245H128L126 247ZM145 245V246H143ZM230 245L231 248L230 249H227V246ZM23 249L18 253V252H15L14 255L13 253L11 254V256H9L8 258H3L1 260H3V263H1L2 261L0 260V264H23L25 262V260H27L28 258H32V257H38V253H40V250H41V247L40 245L38 244V241L37 240H34V239H31V240H27L23 243ZM137 248H136V247ZM216 246V247H215ZM224 246V247H223ZM226 247V248H225ZM229 247V246H228ZM243 247V248H242ZM263 247V246H262ZM260 247L259 249L261 250ZM25 248V249H24ZM33 248V249H32ZM118 248H121V251H118ZM125 248V249H124ZM219 248V249H218ZM110 250V251H109ZM113 250V252H112ZM136 250V251H135ZM221 250V251H220ZM240 252H238V251ZM82 251V252H81ZM85 251V252H84ZM98 251H101V252H98ZM123 251V252H122ZM131 251V252H130ZM146 251H149V250H146ZM26 252V253H25ZM141 252V253H140ZM216 252V253H215ZM18 253V254H16ZM92 253V254H91ZM205 253V254H204ZM230 253V254H229ZM128 254V255H127ZM208 254V255H207ZM213 254V255H212ZM220 254V255H219ZM229 254V255H228ZM232 254V255H231ZM125 255V256H124ZM218 255V256H217ZM28 258H26V257ZM112 256V257H111ZM224 256V257H223ZM234 256L236 258H234ZM51 257V258H50ZM151 257V258H150ZM244 257V258H243ZM49 258V259H48ZM47 258V261H46V264H68L66 261H61L59 262L57 259H54L52 256H48ZM75 258V259H73ZM214 258V259H213ZM233 258V259H231ZM260 260H259V259ZM15 259V260H14ZM22 259V260H21ZM72 259V260H71ZM135 261H134V260ZM152 259V260H151ZM202 259V260H200ZM211 259V260H210ZM13 260V261H12ZM50 260V261H48ZM57 260V261H56ZM107 260V261H106ZM209 260V261H208ZM258 260L260 262H258ZM55 261V262H54ZM242 261V262H241ZM50 262V263H49ZM205 262V263H204ZM240 262V263H239ZM248 262V261H247ZM255 263V264H256ZM162 264H168V263H162ZM222 264V263H221ZM264 264V263H263Z\"/></svg>",
	"mask_w": 264,
	"mask_h": 264
},
{
	"label": "bare ground",
	"instance_id": "obj_2",
	"mask_svg": "<svg viewBox=\"0 0 264 264\" xmlns=\"http://www.w3.org/2000/svg\"><path fill=\"white\" fill-rule=\"evenodd\" d=\"M31 1V0H30ZM35 1V0H34ZM39 1V0H38ZM37 1V2H38ZM42 1V0H41ZM62 2H63V0H61ZM74 1V0H73ZM91 1V0H90ZM102 1V0H101ZM118 1H121V2H119V3H122V2H125L126 4H128V2L127 1H125V0H111V2H112V6L114 5H116V4H118L117 2ZM130 1V0H129ZM141 1V0H140ZM164 1V0H163ZM171 1V0H170ZM177 1V0H176ZM190 1H193V0H190ZM209 1V0H208ZM239 1H241V0H239ZM244 1V0H243ZM263 0H245L244 2H245V4H239L238 5V7H237V5H235V6H233V7H237L236 9H235V13L236 14H238L239 16H234L233 14V16L234 17H238V18H236L235 19V23H233V24H231V25H229V27L226 25V26H223L221 23V18H220V22H216V21H214L213 22V20L212 19H210V21H209V19H207V18H205L206 19V21H205V23H200V24H192V23H190V22H187V21H185V22H181V23H178V22H176V23H173V22H162V23H156V21L155 22H152L151 21V19H143V18H141L140 20H136V21H134L133 20V22H124V20L123 21H117L116 23H114V25L113 26H111L110 28L111 29H116V30H120V31H123V30H125V31H127L128 33H129V31L128 30H133V31H137V34L139 33V35H137L136 37H138V38H136V39H138V40H144L145 41V31L147 32V30L148 31H150V32H158V36H159V38H158V41H161V39H164L163 37H165V35L167 34L168 35V33H174L175 34V36L177 35V36H179L180 37V39H182L183 41H181V43H182V45L184 44L185 46H189V47H193V46H195V48L196 49H198L199 51H200V53H202V49L204 48V46H203V43H204V39H205V37L206 36H208L209 37V35L210 34H212V36H213V42H215V41H219V40H217V38H215L216 37V35H218L217 37H220V36H224V39H223V36H222V39L225 41H222V42H219V43H221V44H219L218 46H217V51L219 50V51H221V52H219V54H218V52H213V51H211V52H209V53H206L205 51H203V53H205V54H203V55H201L200 57V59H198L199 60V62H198V64H196L197 65V69H195V68H193V69H195V70H197V72H201L200 70H205V69H203L205 66H202V62L204 63V62H206V61H208V62H206V63H208L209 65L211 64H215V67H216V65L218 66V64L220 63L221 65H219L218 66V70H219V74H218V79L215 77L214 79H216V80H214V79H211V80H213V81H210V85H212L211 87H210V85H205V86H208V88L210 87V88H214L213 90H211V91H209L210 92V94H207L206 92L204 93V94H207V95H214V97L216 96V98H218V97H220V98H222V96H226V97H228V98H233V96L235 95V97H237V96H241V94H242V96H241V98L243 97V95L247 92L246 91V85H245V82H246V80H249L248 82L250 83V82H258V83H260V84H262V86L264 85V78L262 77V76H260L259 74H260V72H261V68L262 67H264V43H262V42H264L263 40H264V4H263V2H262ZM28 0H19L18 1V4H17V6H15L14 5V3H9V2H7V3H5V2H3L4 4H2L1 6H0V35L1 34H5V35H7L8 37H7V39L9 38V37H11L12 36V34H15V30H18V31H20V32H22V31H24V30H26L27 28L28 29H31L30 27H33V25H34V23L35 24H39V25H43V27L40 29L41 31H43L42 33H44L45 35L47 34V33H49V32H51V31H53V30H55V32H57L58 30H63L64 31V33H66L65 32V30L66 31H68V30H73V29H82V28H87L88 27V23L91 21L92 23L94 22V24H92L91 26H90V28L89 29H92L91 31H92V34L94 35V36H96V35H98L97 33H100L99 32V30L101 29V30H104V26H105V24H107V23H103V22H101V21H98V20H95V21H93L92 19L91 20H88V21H86V19L84 20V19H81V18H63L62 17V11H60V10H58V9H56V6H57V4H58V2H57V4H55V5H52V8H53V10H51L50 12H52V13H50V14H46V11L47 10H42V9H40L39 7H36L34 10L32 9V11L29 13H26V14H23V15H21V16H18V15H16L17 13L18 14H22V12H23V10L25 9V8H27V6H28ZM48 2V1H47ZM46 2V4H48ZM64 2H66V1H64ZM94 2V1H93ZM100 2V1H99ZM109 2H110V0H109ZM173 2V1H172ZM187 3H191V6L192 7H194V9L196 8V3H198L199 1H195V2H188V1H186ZM226 2V3H225ZM225 2H224V4H226L225 6H223L224 8H222V9H216L215 11L217 12H219V13H227V12H230V11H227L228 9L230 10L232 7H230V5H232V4H230L229 5V3H227L228 2V0H225ZM67 3V2H66ZM74 3V2H73ZM87 2H85V3H83V4H86ZM95 3V2H94ZM114 3V4H113ZM116 3V4H115ZM131 3V2H130ZM147 3H149L148 1H147ZM194 3V4H193ZM222 3V2H221ZM233 3V2H232ZM108 4V3H107ZM125 4V5H126ZM133 4H134V2H133ZM236 4H238V3H236ZM92 5V4H91ZM94 5V4H93ZM122 5L123 6H125L123 3H122ZM137 5V4H136ZM149 5H150V3H149ZM158 5V4H157ZM222 5V4H221ZM44 6V5H43ZM49 6V5H48ZM64 6V5H63ZM71 6V5H70ZM108 6H109V4H108ZM135 6V5H134ZM180 6V5H179ZM185 6V5H184ZM201 6V5H200ZM203 6V5H202ZM197 7L196 8V10L197 11H203V15L206 13L205 11L207 10L206 8H203V7ZM111 7V6H110ZM128 7V6H127ZM131 7V6H130ZM158 7V6H157ZM175 7V6H174ZM190 7V6H189ZM230 7V8H229ZM30 8H31V6H30ZM55 8V9H54ZM123 8V7H122ZM133 8V7H132ZM139 8V7H138ZM185 8V7H184ZM203 8V9H202ZM220 8V7H219ZM29 9V8H28ZM51 9V8H50ZM98 9V8H97ZM114 9V8H113ZM116 9V8H115ZM153 9V8H152ZM156 9V8H155ZM159 9V8H158ZM192 9V8H191ZM26 11H27V9H25ZM24 10V11H25ZM63 10V9H62ZM68 10V9H67ZM118 10V9H117ZM121 10V9H120ZM149 10V9H148ZM174 10V9H173ZM188 10V9H187ZM69 11H71L72 13H74V11H75V8H71V9H69ZM124 11V10H123ZM130 11H131V8H130ZM201 11V12H202ZM208 11V10H207ZM14 12L16 13V14H14ZM48 12V11H47ZM76 12V11H75ZM122 12V11H121ZM126 12V11H125ZM133 12V11H132ZM159 12V11H158ZM211 12V11H210ZM25 13V12H24ZM49 13V12H48ZM189 13V12H188ZM219 13H217V14H219ZM232 13V12H231ZM234 13V12H233ZM132 14V13H131ZM137 14V13H136ZM158 14V13H157ZM160 14H161V12H160ZM191 14V13H190ZM128 15V14H127ZM127 15H125V16H127ZM139 15V14H138ZM161 15H163V14H161ZM202 15V16H203ZM220 15V14H219ZM227 15H229V13L227 14ZM231 15V14H230ZM89 16H91V15H89ZM157 16V15H156ZM171 16V15H170ZM84 17V16H83ZM91 17H93V16H91ZM95 17V16H94ZM114 17V16H113ZM201 17V16H200ZM207 17V16H206ZM221 17H224V16H221ZM96 18V17H95ZM98 18V17H97ZM117 18V17H116ZM152 18H154V17H152ZM197 18H199V17H197ZM128 19V18H127ZM216 19V18H215ZM218 19H219V17H218ZM24 20V21H23ZM105 20V19H104ZM115 20V19H114ZM117 20V19H116ZM185 20V19H184ZM197 20V19H196ZM36 21V22H35ZM57 21H60V24L58 23L57 24ZM165 21V20H164ZM218 21V20H217ZM223 21V20H222ZM159 22V21H158ZM233 22V21H232ZM231 22V23H232ZM113 23V22H112ZM194 23H196V21L194 22ZM197 23H199V22H197ZM225 23H227V22H225ZM112 25V24H111ZM36 27L38 26V25H35ZM109 26V24L107 25V26H105V27H108ZM40 28V27H39ZM59 28V29H58ZM27 29V31H30V30H28ZM32 29H34V28H32ZM106 29V28H105ZM227 29V30H226ZM36 30V29H35ZM100 30V31H101ZM107 30V29H106ZM31 31H33V30H31ZM38 31H39V29H38ZM74 31V30H73ZM109 31V30H108ZM25 32V31H24ZM34 32V31H33ZM59 32H61L62 33V31H59ZM70 32V31H69ZM119 32V31H118ZM184 32V33H183ZM32 33V32H31ZM71 33V32H70ZM86 33V32H85ZM89 33H90V31H89ZM105 33V32H104ZM126 33V32H125ZM143 33V34H142ZM185 33H186V35H185ZM20 34V33H19ZM37 34V33H36ZM54 34V33H53ZM91 34V33H90ZM113 35L110 37V41H109V39H108V43L110 42V44H109V46L111 45V46H115V47H117L118 49L120 48V47H123V44L122 43H120V42H116V39H117V35H115L114 36V33H112ZM117 34V33H116ZM127 34V33H126ZM181 34V35H180ZM224 34H228L227 35V37H225V35ZM0 36V37H2V39H3V37H6V36ZM22 35V34H21ZM44 35V36H45ZM55 35V34H54ZM60 35V34H59ZM80 35V34H79ZM92 35V36H93ZM102 35V34H101ZM182 35H184V37H182ZM14 36V35H13ZM44 36H43V38H44ZM55 36H58V35H55ZM55 36H53V37H55ZM127 36H128V34H127ZM171 36V35H170ZM255 37L256 38V40L257 41H255V43L256 44H259V47L256 49V50H253L254 52H249L248 54H247V56L245 57V58H243L242 59V61H243V65H244V62H250V63H252L251 64V67L252 66H255L256 68V70L257 69H259L260 71H254V72H251L250 71V68H248L249 67V65H248V63H247V65L248 66H246V69H244V67H240V68H238V70H237V72H239V74L238 75H240V76H238V77H241L242 79H240L239 80V82L238 83H235L234 85L232 84V85H229V82L228 81H230V80H228L229 79V77L231 78L232 76L230 75V74H228L227 72H226V70H225V74H224V70H223V68H225L224 66L226 65H228V62L230 63V62H232L231 60H233V59H231V56H233V55H230V53H228V52H225L226 50V48L228 47V46H226V45H229V47H231V46H235L234 47V49L236 48V47H238V46H240V45H245L246 43H247V41H249L250 40V38L251 37ZM42 37V36H41ZM51 37V36H50ZM70 37V36H69ZM73 37V36H72ZM80 37H82V35L80 36ZM99 37V36H98ZM96 38V37H93V38H90V39H88L89 40V43H90V40H91V43L93 42V43H95V42H99L100 40H99V38ZM103 37V36H102ZM106 37V36H105ZM148 37V36H147ZM52 38V37H51ZM75 38V37H74ZM77 38V37H76ZM84 38V37H83ZM98 39V40H96V39ZM108 38V37H107ZM169 38V37H168ZM171 38H172V36H171ZM176 37H173V39H175ZM211 38V37H210ZM2 39H1V42H0V44L2 43ZM16 39V38H15ZM27 39V38H26ZM32 39V38H31ZM34 39V38H33ZM73 39V38H72ZM147 39V38H146ZM179 39V38H178ZM220 39V38H219ZM249 39V40H248ZM30 40V39H29ZM59 40V39H58ZM75 40V39H74ZM78 40H79V38H78ZM176 40V39H175ZM212 40H209V42H211ZM234 40V41H233ZM4 41H6V44L7 43H9V41H10V39H8V40H4L3 39V42ZM32 41V40H31ZM84 41V40H83ZM137 41V40H136ZM206 41V40H205ZM81 42H82V40H81ZM174 42V41H173ZM207 42H208V39H207ZM217 42H215V43H217ZM70 43V42H69ZM74 43V42H73ZM72 43V44H73ZM107 43V42H106ZM107 43V44H108ZM249 43V42H248ZM107 44H103L104 46H108ZM152 44V43H151ZM226 44V45H225ZM9 45H11L12 46V43H10V44H7L6 46L4 45V44H1L0 45V53L2 52L3 53V51H9L8 49H9V47H10V50H11V46H9ZM15 44H13V46H14ZM20 45V49L19 48H17L18 50L16 51V55H19V57L20 56H23L24 58H26V57H34V59L37 57V58H39V60L38 61H40L43 65L45 64L46 66H47V62H46V60H45V58H42L40 55H41V52H42V50L44 49V47L46 48V49H48V50H51L50 51V53H49V56L51 57V59H54L56 56L58 57V53H57V51H55L56 50V48L59 46V45H54V43L53 44H48L46 41H45V43L43 44H41L40 46L39 45H36V44H34V43H32V42H29L28 40L27 41H25L24 43H22V41H21V44H19ZM84 45V44H83ZM148 45V44H147ZM181 45V44H180ZM204 45H206V44H204ZM88 46V45H87ZM92 46H94V45H92ZM133 46V45H132ZM160 46V45H159ZM159 46H157V47H155L153 50L154 51H147L145 48V46L144 45H141L140 44V46L139 47H137V49L139 48V51H138V58L139 59H142V61L144 62V64H146V63H148L147 61L148 60H150V59H155V60H159L160 58H161V56H162V54H160V53H154L155 55L153 56L152 54H153V52H156V50L158 51L160 48H159ZM166 46V45H165ZM69 48V47H68ZM106 48V47H105ZM108 48V47H107ZM106 48V49H107ZM125 48V47H124ZM130 48V47H129ZM53 49H55V50H53ZM102 49H104V48H102ZM109 49V48H108ZM112 49V48H111ZM127 49V48H126ZM132 49H134V48H132ZM242 49V48H241ZM66 50L68 51V49L66 48ZM69 50H70V48H69ZM100 50V49H99ZM225 50V51H224ZM237 50V49H236ZM109 51V50H108ZM113 51V50H112ZM194 51H196V50H194ZM223 51V52H222ZM227 51H228V49H227ZM242 51V50H241ZM248 51V50H247ZM246 51V52H247ZM260 51V52H259ZM62 52V51H61ZM77 52V51H76ZM89 52V51H88ZM245 52V51H244ZM246 52H245V54L244 55H246ZM14 53V52H13ZM43 54V56H44V54H45V52H44V50H43V52H42ZM72 53H75V52H72ZM82 53V52H81ZM93 53V52H92ZM107 53V52H106ZM106 53H104V54H101V55H106ZM108 53H110V52H108ZM118 53V52H117ZM128 53V52H127ZM196 53V52H195ZM4 54V53H3ZM58 54V55H57ZM68 54H69V52H68ZM209 54H212V56L210 57V58H206ZM232 54V53H231ZM41 57V59H40V57ZM60 56H62V55H59V57ZM85 56V55H84ZM102 56V57H103ZM112 56H113V54H112ZM153 56V57H152ZM1 57L3 58V55H0V62H2L1 60H3V59H1ZM8 57V56H7ZM7 57L5 58V56H4V59H7ZM10 57H11V54H10ZM15 57H18V56H15ZM15 57H11V58H9L8 60H5V61H3V62H5L4 63V65L5 66H3L5 69H6V71L5 72H8L7 74H8V77H7V79L6 80H2V81H0V114H1V111L2 112H4V111H6V113H7V115L6 116H8L7 118L6 117H4V118H6L7 119V121H8V127H6L5 126V129L3 130L4 132H6V133H4L5 135L3 136V138L5 137V139L6 140H12V139H14L15 138V136H19L20 134H21V132L23 131L22 130V128L20 127L21 125H20V121L19 120H17V119H19V118H16V116H17V113L18 112H20V111H18V109L19 108H21V109H23V108H26V111L28 112V113H30V114H34V113H36L38 110H41V109H44L45 111H47V112H44V113H46V115H44V116H40V117H38L37 119H36V122L37 123H35L34 125H33V123L32 124H30L32 127V129L31 128H29V130H31L33 133H34V130L36 131L37 130V128L35 129V127H42V129L44 128V129H46V128H48L49 126H52V130L53 131H55L56 133H57V131L56 130H63V129H65V127H66V124L69 122H71L72 121V123H73V125H74V123L75 124H79L80 125V123H82L83 122V124H87L89 127H93V126H96L97 125V128H98V126L101 128V129H103L102 130V132L104 131L105 132V130L106 131H108V132H106V136H107V134H110L109 132H113V135L115 134V131H116V133H117V131H118V133L120 132L121 133V135H122V137L123 138H127L128 140L127 141H129L130 139H135V140H138V141H143V143L145 144V147H146V151L144 150V149H141V148H139L140 149V155L141 156H143V154H146L147 156H153L155 159H158V158H161V159H168V161H169V159H171L172 160V158H175L174 160H177V161H175V162H173L175 165L173 166V170H175L176 171V174H183L184 172H183V170H182V168H179V163L180 164H184V163H187L186 164V166H188V164H191V163H193L194 165L193 166H199L200 167V169H201V167H202V170H204V171H206V173H204V174H206L205 175V177L207 176V175H212L211 177H214V175H222V176H226V177H228L227 178V180H226V182L228 181V179L230 178V180L232 179H239V178H242L243 179V183L241 184V187L240 188H243L242 189V191L240 192L241 194H237L236 193V195L234 196V195H232V193L230 194V193H228V194H226V195H229L230 194V196H227V199L229 200L228 202H230V200L232 201V202H235L234 203V205L236 206L237 204L239 205H241V206H246V208L249 206V205H251V206H249V208H250V210H252L253 208H257L258 209V207H259V209H260V207H264V206H261V205H263L264 203H261V202H263L264 201V170L263 169H261V171H259L257 168H259V167H252L251 165H248L247 163H245V159L244 158H241V159H239L238 157H236V161L237 162H231L232 160V157L230 156V158H229V160H228V158H224L226 155H224L223 154V152H225L226 150H228V149H230V148H232V149H234V151H235V149L237 150L236 152H234L235 154H238L239 152H241L242 154L240 155V153H239V155L240 156H242V155H244V156H246V157H249L250 156V159H251V157L253 156L252 154H254L252 151L254 150V148L255 147H257V145H255V144H252L253 146H255L252 150H251V147H253L252 145H251V140L253 139V136H252V138H251V133H250V131H252V129L251 130H249L250 128H249V124L247 125V126H245L246 124L244 123V125H241V126H243L242 128H241V126L239 127H237V123H235V124H233L234 126H232V123H234V121L232 122V119L233 118H231V115H227L225 118H222L221 120H219V125L221 126V128L223 129H226V128H229V130L228 129H226V131H224V130H221L220 131V133H223V131H224V133L223 134H220V135H218L219 134V132H217L218 134L216 135V133H215V135H213L214 137H213V139L216 141V143H215V145H212V146H209L210 148H208V147H202V146H197V145H185V144H183V139L185 138V139H187V138H189V137H187V136H191V135H193V136H196V135H194V134H192V133H199V131H201L202 130V125H200V127H199V124H201V122L199 123V120L198 119H196L197 121H195L194 120V118H193V116H189V118H187V120H184V121H182L181 119V121H179L178 119L176 120V119H174V118H172L171 119V125H172V127H171V131H173V137H170V138H167V136H165L166 135V132L164 133V132H160V129L157 131V132H151L150 130H147L146 128H144L143 126H141V125H136L135 124V126L133 125V126H130L131 124H129V125H127V123H125L123 120H121V116H119V114H118V117H116V116H111V115H108V114H98V113H96L95 112V110H94V112H90L89 110H83L82 112L81 111H77V110H81V109H79L80 107H81V105H80V107L79 106H76V103H73V101L72 100H66L65 102H60L59 100L60 99H62V96H63V90H66L67 89V87L68 86H74V87H76V88H78L79 89V95L76 93V95H78V97L80 96V97H82V96H84V95H88V94H92L93 95V93L92 92H95V90L97 89L96 87V85H94V87L95 88H92V87H90V85L92 84V83H96V81H94L93 79L91 80V83H90V85L89 86H87V85H81L80 83H79V81H77V80H75V81H73L74 79H72L73 77H71L70 76V73H66V72H63V71H60V73L59 74H56L55 72V74H51L50 73V71H48L47 69H46V71L47 72H45L44 70V79H43V81L42 82H40L39 81V70H35V69H37V68H31L28 64V66L30 67H25L24 66V64H22V65H20V59H17L16 60V58ZM22 57V58H23ZM45 57V56H44ZM47 57V56H46ZM64 57V56H63ZM72 57V56H71ZM86 57L88 58V62L90 63V65H95L96 64V62H97V58H98V56H95V54L94 55H91L90 53H88V54H86ZM101 57V56H100ZM101 57V58H102ZM198 57H199V55H198ZM21 58V59H22ZM30 58V59H31ZM112 58V57H111ZM194 58H196V56H194ZM193 58V59H194ZM34 59H33V61H34ZM57 59V58H56ZM106 59V58H105ZM116 59V58H115ZM131 59V58H130ZM202 59H204V60H202ZM260 59H263V62H262V65H259V63H257V62H260V61H262V60H260ZM76 60V59H75ZM87 60V59H86ZM103 60V59H102ZM108 60V59H107ZM196 60V59H195ZM259 60V61H258ZM36 61V60H35ZM57 61V60H56ZM59 61V60H58ZM76 61H78V60H76ZM104 61V60H103ZM137 61V60H136ZM135 61V62H136ZM240 61V60H239ZM48 62H50V61H48ZM53 62V61H52ZM108 62H110L111 63V61H110V59H109V61ZM179 62V61H178ZM183 62V61H182ZM21 63H23V61L21 62ZM33 63V62H32ZM85 63V62H84ZM121 63V62H120ZM134 63V62H133ZM233 63V62H232ZM232 63H230L231 65H232ZM2 64V63H1ZM99 64H101V63H99ZM139 63H137V65H138ZM208 64H206V66L208 65ZM240 64V63H239ZM32 65V64H31ZM49 65H50V63H49ZM51 65L53 66H55V64L53 63H51ZM50 65V66H51ZM76 65V64H75ZM122 65H123V62H122ZM126 65V64H125ZM147 65V64H146ZM178 65V64H177ZM195 65V64H194ZM205 65V64H204ZM241 66H242V63L240 64ZM1 66V65H0ZM39 67H40V65H38ZM37 66V67H38ZM49 66V67H50ZM68 66V65H67ZM89 66V65H88ZM98 66V65H97ZM129 66V65H128ZM161 66V65H160ZM220 66H221V71H222V75H220L221 74V71H220ZM233 66V65H232ZM237 66V65H236ZM245 66V65H244ZM258 66H260L261 68H259ZM32 67H34V65L32 66ZM48 67V66H47ZM99 67V66H98ZM102 67V66H101ZM112 67V66H111ZM195 67V66H194ZM211 67V66H210ZM2 68V67H1ZM41 68V67H40ZM75 68V67H74ZM140 68H141V65H140ZM181 68V67H180ZM192 68V67H191ZM213 68H214V66H213ZM212 68V69H213ZM217 68V67H216ZM215 68V69H216ZM3 69V68H2ZM58 69V68H57ZM56 69V70H57ZM62 69V68H61ZM94 69V68H93ZM104 69V68H103ZM117 69V68H116ZM128 69V68H127ZM134 69V68H133ZM226 69V68H225ZM232 69V68H231ZM230 69V70H231ZM51 70V69H50ZM100 71H101V69H99ZM106 70V69H105ZM111 69H109V71H110ZM141 70V69H140ZM151 70V69H150ZM175 70H177V69H175ZM174 70V71H175ZM229 70V69H228ZM235 70V69H234ZM241 70V71H240ZM0 71H1V69H0ZM184 71V72H183ZM233 70H231V72H232ZM59 72V71H58ZM62 72V73H61ZM84 72V71H83ZM96 72H97V70H96ZM148 72V71H147ZM181 72H183L184 73V75H180V76H184L183 78H189V79H192V77L191 76H193V72L191 73L190 71V73L192 74H188V72L187 71H185V70H181L180 71V73ZM213 72V71H212ZM215 72H217V71H215ZM214 72V73H215ZM230 72V73H231ZM235 72V71H234ZM2 73H4V72H2ZM85 73V72H84ZM91 73V72H90ZM95 73V72H94ZM110 73H112V72H110ZM171 73V72H170ZM179 73V72H178ZM185 73H187V74H185ZM18 74H22V76H21V78H20V76L18 75ZM96 74V73H95ZM95 74H93V75H95ZM117 74V73H116ZM122 74V73H121ZM174 73L172 72L171 73V75H173ZM201 74V73H200ZM232 74H233V72H232ZM235 74V73H234ZM6 75V74H5ZM17 75H18V78H17ZM97 75V74H96ZM108 75V74H107ZM123 75V74H122ZM147 75V74H146ZM152 75V74H151ZM157 75V74H156ZM161 75V74H160ZM178 75V74H177ZM191 75V76H190ZM213 75V74H212ZM220 75V76H219ZM236 75V74H235ZM41 76V75H40ZM110 76V75H109ZM113 76H115V75H113ZM118 76V75H117ZM138 76V75H137ZM165 76V75H164ZM167 76V75H166ZM98 77V76H97ZM149 77V76H148ZM199 77H202L203 78V76H199ZM243 77H245V79L243 78ZM41 78H42V76H41ZM84 78H85V75H84ZM108 78V77H107ZM144 78V77H143ZM156 78L157 79H161L162 78V76H159V75H157L156 76ZM197 78H198V75H197ZM38 79V80H37ZM111 79V78H110ZM116 79V78H115ZM164 78H162V80H163ZM169 79V78H168ZM196 79V78H195ZM234 79V78H233ZM42 80V79H41ZM155 80L156 79H154V82H152V85H151V83H150V88L153 86H155ZM185 80V79H184ZM192 80H194V79H192ZM203 79H201V81H202ZM109 81V80H108ZM111 81V80H110ZM116 81H117V79H116ZM161 81V80H160ZM168 81V80H167ZM169 81H170V79H169ZM186 81V80H185ZM188 81V80H187ZM191 81V80H190ZM209 81V80H208ZM245 81V82H244ZM150 82H151V80H150ZM192 82V81H191ZM194 82H196V81H194ZM194 82H193V85H194ZM197 82H198V80H197ZM206 82V81H205ZM213 82V83H212ZM227 82H228V84H227ZM235 82V81H234ZM122 83V82H121ZM120 83V84H121ZM162 83V82H161ZM209 83V82H208ZM154 84V85H153ZM164 84V83H163ZM168 84V83H167ZM174 84V83H173ZM188 84V83H187ZM198 84V85H197ZM196 85H194V87H197V90L199 89V87H200V80H199V83H197ZM202 84V83H201ZM207 84V83H206ZM231 84V83H230ZM253 84V83H252ZM93 85V84H92ZM169 85V84H168ZM167 85V86H168ZM189 85V84H188ZM192 85V84H191ZM214 85V86H213ZM162 86V85H161ZM202 86V85H201ZM205 86H204V88H205ZM72 88V89H75V88ZM149 87V86H148ZM158 87V86H157ZM187 87V86H186ZM250 88H251V86H249ZM146 88V87H145ZM175 88V87H174ZM173 88V89H174ZM191 88V87H190ZM202 88V87H201ZM159 89V88H158ZM169 89V88H168ZM194 89H196V88H194ZM264 89V88H263ZM58 90V94L57 93H55L56 91ZM60 90H62V91H60ZM68 90H69V88H68ZM141 90V89H140ZM150 90V89H149ZM200 90V89H199ZM261 90V89H260ZM98 91V89L96 90V92ZM164 91V90H163ZM161 92V91H159L160 92V98L162 99H160L159 100V103L161 102V101H163L164 100V102H168V103H166V104H172V99H171V96H172V92H171V90H168L167 92L165 91V92ZM193 91H196V90H193ZM59 92H62V94H60ZM65 92V91H64ZM70 92V91H69ZM150 92V91H149ZM159 92L158 93H156V94H158L159 95ZM171 92V93H170ZM176 92H177V89H176ZM179 92V91H178ZM208 92V91H207ZM138 93V92H137ZM192 94H193V92H191ZM199 92H197V93H195V94H198ZM170 94H171V96H170ZM194 94V95H195ZM99 95V94H98ZM116 95V94H115ZM137 95H140V94H137ZM254 95V94H253ZM264 92H262V94L260 93V95H258V96H256V99L255 100H253V105H254V107L257 105L258 107H260V106H262V105H264ZM94 96V95H93ZM74 97V96H73ZM92 97V96H91ZM99 97V96H98ZM137 97V96H136ZM174 97V96H173ZM213 97V98H214ZM226 97H224L223 99H225ZM253 97V96H252ZM132 98V97H131ZM207 98V97H206ZM211 98V97H210ZM156 99H158V98H156ZM185 99V98H184ZM215 99V98H214ZM240 99V98H239ZM63 100V99H62ZM61 100V101H62ZM81 100V99H80ZM112 100H114V99H112ZM231 100V99H230ZM234 100V99H233ZM243 100V99H242ZM246 100V99H245ZM115 101V100H114ZM144 101V100H143ZM158 100H155V101H151L152 103H150V104H148V103H144L143 102V104L141 105V107H140V112H142V113H144V114H147L148 116H150V115H152L153 113H155V115L159 118V120H160V122H163V120H162V115L161 114H165V113H161V114H158L157 113V108L159 107L160 108V106L162 105V104H159L158 102H157ZM178 101V100H177ZM216 102L215 103H217V104H219L220 103V101H217V100H215ZM243 102H245V101H243ZM247 102V101H246ZM86 103V102H85ZM202 103V102H201ZM229 103H231V102H229ZM116 104V103H115ZM180 104V103H179ZM182 104V103H181ZM180 104V105H181ZM187 104V103H186ZM193 104V103H192ZM204 104V103H203ZM202 104V105H203ZM243 104V103H242ZM77 105H79V104H77ZM82 105H84V103L82 104ZM95 105V104H94ZM104 105V104H103ZM184 105H185V103H184ZM189 105V104H188ZM188 105H186L187 106V108L185 107V110L186 109H189L190 107H188ZM199 105V104H198ZM198 105H196V107H199ZM234 105V104H233ZM248 105V104H247ZM252 105V106H253ZM99 106H101V105H99ZM123 106V105H122ZM132 106V105H131ZM131 106H128V107H125L126 109L127 108H132ZM163 106V105H162ZM164 106H165V104H164ZM163 106V107H164ZM171 106V105H170ZM177 106V105H176ZM182 106H183V104H182ZM195 106V105H194ZM194 106H192L193 108H194ZM207 105H203L202 107H204V109L203 108H200V110H197L199 113H202V111L207 115V114H209L210 115V112H213V111H211V107L209 108V106L208 107H206ZM222 106H223V104H222ZM231 106V105H230ZM250 106V105H249ZM256 106V107H257ZM79 107V108H78ZM102 107V106H101ZM107 107V106H106ZM173 107V106H172ZM181 107V106H180ZM191 107V108H192ZM206 107V108H205ZM215 107H218V106H215ZM221 107V106H220ZM238 107V106H237ZM239 107H242V108H240V109H242L243 110V106H239ZM253 107V108H254ZM255 107V108H256ZM262 107H264V106H262ZM262 107H260V109H262ZM113 108H115V107H113ZM158 108V109H159ZM162 108V107H161ZM182 108V107H181ZM190 108V109H191ZM192 108V109H193ZM235 108V107H234ZM246 108V107H245ZM245 108H244V110H245ZM90 109V108H89ZM109 109V108H108ZM107 109V110H108ZM118 109V108H117ZM182 109H184V108H182ZM190 109H189V111H190ZM194 109H197V108H194ZM207 109H208V112L209 113H206L205 111H207ZM217 109V108H216ZM215 108H214V111H217ZM218 109H221V108H219L218 107ZM236 109V108H235ZM237 109H239V108H237ZM247 109H249V107H247ZM250 109H251V106H250ZM259 109V110H260ZM23 110H25V109H23ZM100 110V109H99ZM123 110V109H122ZM134 110V109H133ZM160 110V109H159ZM162 110V109H161ZM257 110H258V108H257ZM257 110H254V112L256 111L257 112ZM258 110V111H259ZM262 110H264V108L262 109ZM102 111V110H101ZM101 111H100V113H101ZM165 111V110H164ZM174 111V110H173ZM193 111V110H192ZM233 111V110H232ZM231 111V112H232ZM261 111V110H260ZM260 111H259V113L257 114L256 112V114H257V116L256 115H254L253 114V112H252V114L254 115V116H256L257 117V119H255L254 118V122L255 121H261L262 122V124H264V112L262 111L261 113H260ZM39 112V111H38ZM80 112V113H79ZM150 112H152V114L150 113ZM160 112V111H159ZM196 112V111H195ZM198 112H197V114H198ZM238 112V111H237ZM236 112V113H237ZM250 112H251V110H250ZM5 113V112H4ZM216 114L215 115H213V114H211V116H212V119H213V116H217L218 117V113L217 112H215ZM228 113V112H227ZM226 113V114H227ZM246 113V112H245ZM244 113V114H245ZM114 114H116V113H114ZM137 115H138V113H136ZM143 114V115H144ZM150 114V115H149ZM196 113H195V116L197 115ZM222 114V113H221ZM235 114V113H234ZM240 114H242V112L240 113ZM247 114H250V113H247ZM38 115V114H37ZM117 115V114H116ZM142 115V116H143ZM146 115V116H147ZM168 115V114H167ZM204 115V114H203ZM208 115V116H209ZM220 115V114H219ZM236 115V114H235ZM246 115V114H245ZM2 116V115H1ZM4 116H5V114H4ZM34 116V115H33ZM139 116L141 117V114H139ZM145 116V115H144ZM163 116H166V115H163ZM199 116H201V114H199ZM208 116L207 117H205V119H207L208 118ZM223 116H225V115H223ZM251 116V115H250ZM18 117V116H17ZM29 117V116H28ZM51 117H53L52 119H54V120H52L51 119ZM119 117H121V118H119ZM136 117V116H135ZM173 117V116H172ZM176 117V116H175ZM179 117V116H178ZM177 117V118H178ZM198 117V116H197ZM203 117V116H202ZM220 118H221V115L219 116ZM243 117V116H242ZM244 117H246L247 118V116H244ZM252 117V116H251ZM3 118V119H4ZM32 118H34V117H32ZM31 118V119H32ZM139 118V117H138ZM150 118V117H149ZM165 118V117H164ZM167 118V117H166ZM191 118V119H190ZM201 118V117H200ZM1 119H2V117H1ZM6 119H4L5 120V122H6ZM142 119V118H141ZM140 119V120H141ZM144 119H146V118H143V120ZM169 119V118H168ZM190 119V120H189ZM193 119V120H192ZM235 119V118H234ZM233 119V120H234ZM236 119H239V115H238V117L236 118ZM248 119H250L249 117H248ZM253 119V118H252ZM4 120H0L2 123L4 122ZM34 120H35V118H34ZM81 120H84V121H82V122H79V121H81ZM150 120V119H149ZM159 120H158V123H159ZM165 120V119H164ZM170 120V119H169ZM204 120V119H203ZM242 120V119H241ZM128 121V120H127ZM137 121V120H136ZM202 121V120H201ZM207 121V120H206ZM236 121V120H235ZM245 121H249V120H246L245 119ZM250 123H252V120L250 119ZM22 122V121H21ZM140 121L138 120L137 121V123H139ZM144 122V121H143ZM147 122H149V121H147ZM153 122V121H152ZM155 122V121H154ZM170 122V121H169ZM239 122V121H238ZM146 123V122H145ZM165 123V122H164ZM249 123V122H248ZM256 124L258 123V122H255ZM4 124V123H3ZM7 124V123H6ZM154 124V123H153ZM206 124V123H205ZM212 124H214L213 122H212ZM211 124V125H212ZM240 124V123H239ZM254 124V123H253ZM259 125H260V122L258 123ZM257 124V126H259ZM70 125V124H69ZM73 125H71V126H73ZM86 125V126H87ZM158 125V124H157ZM216 124H214V128L216 127H218V126H215ZM255 125V124H254ZM22 126H24V124H22ZM75 126V125H74ZM83 126V125H82ZM81 126V127H82ZM85 126V125H84ZM141 126V127H140ZM151 126V125H150ZM154 126H156V125H154ZM162 126V125H161ZM166 126V125H165ZM235 126H236V128H235ZM260 126H262V125H260ZM3 127H4V125H3ZM69 127V126H68ZM76 127V126H75ZM88 127V128H89ZM251 127H253V126H251ZM51 128V127H50ZM153 128V127H152ZM156 128V127H155ZM157 128H158V126H157ZM215 128V129H216ZM220 128V127H219ZM218 128V129H219ZM220 128V129H221ZM25 129V128H24ZM39 129H41V128H39ZM149 129H151L150 127H149ZM201 129V130H200ZM204 129V128H203ZM235 129V130H234ZM260 129V128H259ZM51 129H50V131H52ZM66 130V129H65ZM77 130V129H76ZM90 130V129H89ZM112 130V131H111ZM115 130V131H114ZM163 130H164V128H163ZM166 130V129H165ZM199 130V131H198ZM232 130V131H231ZM262 130V129H261ZM3 131H1V132H3ZM25 131H27V130H25ZM39 131V130H38ZM88 131V130H87ZM194 131H196V132H194ZM198 131V132H197ZM206 131V130H205ZM60 132V131H59ZM101 132V133H102ZM103 132V133H104ZM207 132V131H206ZM25 133V132H24ZM27 133V132H26ZM65 133V132H64ZM76 133V132H75ZM99 134V136H97V137H94L95 138V141H97V142H101V140H103V136H105L103 133L102 134ZM203 132H201V134H202ZM205 133V132H204ZM203 133V134H204ZM212 133V132H211ZM210 133V134H211ZM29 134V133H28ZM38 134V133H37ZM43 134V133H42ZM59 134V133H58ZM169 134V133H168ZM24 135V134H23ZM34 135V134H33ZM46 135V134H45ZM48 135V134H47ZM117 135V134H116ZM119 135V134H118ZM212 135V134H211ZM37 136V135H36ZM110 136V135H109ZM193 136H191V137H193ZM207 136V135H206ZM20 137H22V136H20ZM190 137V138H191ZM197 137V136H196ZM195 137V138H196ZM203 137H204V135H203ZM26 138H28V137H26ZM73 138V137H72ZM90 138V137H89ZM208 138V137H207ZM210 139L212 138V137H209ZM264 138V137H263ZM5 139L3 140V142H5ZM20 139V138H19ZM83 139V138H82ZM88 139V138H87ZM140 139V140H139ZM209 139V140H210ZM257 139V138H256ZM255 139V140H256ZM15 140V139H14ZM63 140H65V139H63ZM70 140V139H69ZM121 140V139H120ZM124 140V139H123ZM35 141H37V142H34V143H36L35 145H36V147H39V148H41V147H43V143H42V141L40 140V141H38V139L37 140H35ZM60 141V140H59ZM83 141H89V140H84L83 139ZM94 141V142H95ZM126 141V142H127ZM189 141V140H188ZM193 141V140H192ZM203 141V140H202ZM253 141V140H252ZM8 142V141H7ZM62 142V141H61ZM66 142V141H65ZM69 142V141H68ZM107 142V141H106ZM125 142V143H126ZM206 142V141H205ZM208 142V141H207ZM0 143H1V141H0ZM9 143H10V141H9ZM12 143H14L13 141H12ZM17 143V142H16ZM15 143V144H16ZM76 143V142H75ZM79 143H81L80 141H79ZM128 143H131V141L130 142H128ZM142 143V144H143ZM210 143V142H209ZM254 143V142H253ZM7 144V143H6ZM21 144V143H20ZM60 144V143H59ZM88 144V143H87ZM91 144V143H90ZM95 144V143H94ZM103 144V143H102ZM101 144V145H102ZM105 144V143H104ZM108 144H109V142H108ZM139 144H141L140 142H139ZM141 144V145H142ZM195 144V143H194ZM197 144V143H196ZM212 144H213V142H212ZM239 144H240V146H239ZM259 144H261V142L259 143ZM2 145V144H1ZM0 145V156H2L1 154H2V152H4V150H8L9 149V147H12L10 144H8L7 145V148L6 149H4L2 146ZM14 145V144H13ZM72 145V144H71ZM106 146H107V144H105ZM127 145V144H126ZM263 144H261V146H262ZM69 146V145H68ZM76 146V145H75ZM74 146V147H75ZM86 146V145H85ZM114 146V145H113ZM117 146V145H116ZM115 146V147H116ZM138 146V145H137ZM140 146V145H139ZM235 146H237V148H234ZM260 146V145H259ZM260 146V147H261ZM264 146V145H263ZM14 147V146H13ZM19 146H17V144H16V147L14 148V150L15 149H17L16 151H20V147L18 148ZM35 147V146H34ZM33 147V148H34ZM90 147V146H89ZM93 147V146H92ZM110 147V146H109ZM118 147V146H117ZM136 146H133L132 148H135ZM259 147V148H260ZM22 148V147H21ZM27 148V147H26ZM78 148V147H77ZM86 148V147H85ZM94 148V147H93ZM111 148V147H110ZM144 148V147H143ZM258 148V147H257ZM262 148H264V147H262ZM262 148H261V150H262ZM23 149V148H22ZM36 149V148H35ZM48 149V148H47ZM122 149H123V147H122ZM136 149V148H135ZM138 149V150H139ZM250 149V150H249ZM13 150V153L15 152ZM73 150V149H72ZM78 150V149H77ZM82 150V149H81ZM84 150V149H83ZM113 150V149H112ZM124 150V149H123ZM129 150V149H128ZM225 150V151H224ZM251 151L252 152V154H250L249 153V151ZM260 150V149H259ZM260 150V151H261ZM29 151V150H28ZM27 151V152H28ZM36 151V150H35ZM38 151V150H37ZM65 151H67V149L65 150ZM71 151V150H70ZM110 151V150H109ZM114 152L112 153V155H109L105 160L107 161V162H114L115 160H118L120 157H118L119 155L116 153V149L115 150H113ZM133 152H134V150H132ZM255 151V150H254ZM258 151V149H256V151L255 152H257ZM260 151L259 152H257V154L255 155V156H257V157H259L260 155L261 156H264V150H263V152L262 153H260ZM6 152V151H5ZM25 152V151H24ZM26 152V153H27ZM74 152V151H73ZM77 152V151H76ZM80 152V151H79ZM84 152V151H83ZM90 152V151H89ZM119 152H121V151H119ZM132 152V153H133ZM238 152V153H237ZM246 152H248L247 154H249L248 156H247V154H246ZM36 153V152H35ZM50 153V152H49ZM48 153V154H49ZM52 153V152H51ZM72 153V152H71ZM124 153V152H123ZM122 153V154H123ZM136 153V152H135ZM141 153H143V154H141ZM25 154V153H24ZM67 154V153H66ZM77 154V153H76ZM107 154H109V153H107ZM127 154L128 153H126V156H127ZM222 154H223V156L224 157H222ZM17 155H18V153H17ZM21 155H22V153H21ZM27 155V154H26ZM51 155V154H50ZM80 155V154H79ZM239 155H237V156H239ZM52 156V155H51ZM89 156V155H88ZM123 156V155H122ZM228 156V157H229ZM260 156V157H261ZM6 157V156H5ZM24 157V156H23ZM73 157H74V155H73ZM79 157V156H78ZM124 157V156H123ZM152 157V158H153ZM256 157V158H257ZM259 157V158H260ZM12 158H13V156L11 155V157H8L6 160L4 159L3 161H0V177H1V180L2 179H5V180H3V181H5V182H0V193H2L4 196H5V199H4V201L2 202V203H0V229L2 228V227H4V225H5V228H3V229H5L4 230V232L6 231V234L7 235H5V236H7V241H6V243H4V244H0V260L1 259H3V258H8L9 256H11V254L13 253V255H14V253L15 252H20L22 249H23V247L25 246H23V243L25 242V241H27V240H31V239H34V240H37L38 241V244L40 245V247H41V250H40V253H38L39 255H38V257H32V258H28V257H26V258H28L27 260H25V262L23 263V264H46V261H47V258H48V256L50 255V256H52L54 259H57L59 262H63V261H66L68 264H73V263H70V261H68V259H70L69 258V256L70 255H76L77 253H80L79 251L81 250L80 248H83V247H81V246H79V245H75V244H73V241L71 242V240H68V241H66L65 240V246H64V248L63 247H61L60 248V250H56L55 248H53V246H49L48 245V242H47V236H48V234H49V232H48V230H47V227L49 226V225H51L52 224V227H53V224H55V220H56V217L55 216H57V218L59 217V218H62V216H64L66 213H65V211L67 212V208H69L68 206L66 207V206H64L63 205V202L62 203H59V201L57 202V200L53 197H51V198H49V199H44V201L45 202H43L42 204L40 203V205H42V208L40 207H37V209L39 208V210H37V209H35V207H33V206H31V204H27V205H22V204H24V203H22L20 206L21 207H18V206H16V204L18 205V203L16 202V203H13V206H11V197H13L12 195L14 194V195H16V194H20V193H24V191H22L23 190V187H21V186H16L17 185V183H18V180H19V178H18V173H17V171H16V168H15V165H14V163L12 162ZM22 158V157H21ZM31 158V157H30ZM35 158V157H34ZM43 158V157H42ZM54 158V157H53ZM98 158V157H97ZM253 158H254V156H253ZM252 158V159H253ZM262 158L263 157H261V161H262ZM14 159V158H13ZM26 159V158H25ZM89 159H91V158H89ZM233 159H235V158H233ZM38 160V159H37ZM68 160V159H67ZM120 160H121V158H120ZM165 160V161H166ZM231 160V161H230ZM257 160V159H256ZM69 161H70V159H69ZM79 161H80V159H79ZM97 161V160H96ZM139 161V160H138ZM143 161V160H142ZM161 161V160H160ZM235 161V160H234ZM252 161V160H251ZM259 161V160H258ZM83 162V161H82ZM101 162V161H100ZM247 162H249V160L247 159ZM260 162V161H259ZM258 162V163H259ZM263 162V161H262ZM261 162V163H262ZM35 163V162H34ZM57 163V162H56ZM96 163V162H95ZM147 163V162H146ZM159 163V162H158ZM167 163V162H166ZM170 163V162H169ZM178 163V164H177ZM250 163V162H249ZM264 163V162H263ZM262 163V164H263ZM24 164V163H23ZM110 164V163H109ZM120 164V163H119ZM172 164V163H171ZM253 164V163H252ZM42 165H44V164H42ZM94 165V164H93ZM102 165V164H101ZM112 165H114V164H112ZM121 165V164H120ZM131 165V164H130ZM140 165V164H139ZM151 165V164H150ZM170 165V164H169ZM185 165V164H184ZM146 166H147V164H146ZM182 166V165H181ZM190 166V165H189ZM188 166V167H189ZM91 167V166H90ZM99 167V166H98ZM101 167H103V166H101ZM106 166H104V168H105ZM115 167V166H114ZM127 167H130V166H127ZM135 167V166H134ZM185 167V166H184ZM34 168V167H33ZM110 168V167H109ZM131 168V167H130ZM137 168H139V167H137ZM142 168V167H141ZM149 168H150V166H149ZM149 168H148V170H149ZM153 168V167H152ZM189 168H191V167H189ZM50 169V168H49ZM112 169V168H111ZM132 169H133V167H132ZM140 169V168H139ZM38 170V169H37ZM40 170V169H39ZM82 170V169H81ZM96 170V169H95ZM135 170L136 171H138V169H136L135 168ZM262 170H263V172H262ZM141 171V169L139 170V172ZM142 171H144V169L142 168ZM34 172H36V171H34ZM42 172V171H41ZM85 172V171H84ZM106 172V171H105ZM135 172V171H134ZM201 172H203V171H201ZM136 173V172H135ZM35 174H37V173H35ZM41 174V173H40ZM84 174V173H83ZM97 174V173H96ZM116 174V173H115ZM115 174H114V178H113V175L111 176V178H110V176H103L104 177V179H103V182L104 183H109V182H111L112 180H114L116 177H115ZM131 174H132V172H131ZM134 174V173H133ZM133 174H132V176H131V178H128V179H126L127 181V183H128V185H133V184H135V181L137 180L134 176H137V174H138V172H137V174L136 175H134L133 176ZM141 174V173H140ZM148 174V173H147ZM156 174V173H155ZM160 173H158V176H160L159 175ZM38 175V174H37ZM61 175V174H60ZM100 175H102V174H100ZM125 175H127V174H125ZM13 176V177H12ZM39 176V175H38ZM42 176V175H41ZM54 176V175H53ZM62 176V175H61ZM81 176V175H80ZM79 176V177H80ZM86 176V175H85ZM140 176V175H139ZM147 176V175H146ZM204 176V175H203ZM209 176H207V178L209 177ZM221 176V180H224V178ZM124 177V176H123ZM188 177V176H187ZM187 177L186 176H184V175H182L177 181H178V183L180 184L182 181H185V183H183L184 185H182V188L179 190V194L181 195V196H183V200H185L186 201V198L187 199H189L190 198V196H194L195 195V193H194V190L192 189V185L189 183H187ZM225 177V178H226ZM6 178H7V180L8 181H10V182H7L6 181ZM59 178V177H58ZM82 178V177H81ZM93 178H95V177H93ZM100 178H101V176H100ZM125 178H127V177H125ZM146 178V177H145ZM21 179V178H20ZM87 179V178H86ZM124 179V178H123ZM149 179V178H148ZM154 179V178H153ZM190 179V178H189ZM210 179H212V178H210ZM220 179V178H219ZM52 180V179H51ZM84 180V179H83ZM111 180V181H110ZM125 180V179H124ZM140 180V179H139ZM156 180V179H155ZM213 180V179H212ZM240 180V179H239ZM22 181V180H21ZM92 181V180H91ZM93 181H94V179H93ZM119 181V180H118ZM150 181V180H149ZM163 181V180H162ZM173 181V180H172ZM252 181H254V183L252 182ZM56 182H58V181H56ZM64 182V181H63ZM137 182V181H136ZM174 182V181H173ZM203 182V181H202ZM222 182V181H221ZM221 182H219V183H221ZM239 182V181H238ZM241 182V181H240ZM20 183V182H19ZM18 183V184H19ZM24 183V182H23ZM106 183V185H108ZM126 183V184H127ZM140 183V182H139ZM154 183V182H153ZM161 183V182H160ZM248 183H253V184H255V187H256V185H259V187H260V189H262V191L263 192H261L260 190V194L259 193H257L256 195H258L259 196V198H258V196L257 197H254L255 199H253V194L252 193H254V192H252L250 195H248L247 193H246V190L245 189H247V187H246V185L248 184ZM49 184V183H48ZM64 184V183H63ZM81 184H83V183H81ZM113 184V183H112ZM155 184V183H154ZM252 184V185H253ZM20 185V184H19ZM44 185V184H43ZM42 185V186H43ZM50 185V184H49ZM111 185V183L109 184V186ZM117 185H119V184H117ZM142 185V184H141ZM156 185V187H157V190H159V189H161L162 190V192H163V194L165 193V192H168L166 189V187L164 186H162L161 184H155ZM16 186V187H15ZM41 186V185H40ZM39 186V187H40ZM46 186V185H45ZM44 186V187H45ZM66 186V185H65ZM115 186V185H114ZM169 186V185H168ZM172 186V185H171ZM63 187V186H62ZM85 187V186H84ZM101 187V186H100ZM139 187V186H138ZM195 187V186H194ZM252 187V186H251ZM42 188V187H41ZM48 188V187H47ZM51 188V187H50ZM93 188V187H92ZM154 188H155V186H154ZM153 188V189H154ZM222 188V187H221ZM227 188H229V187H227ZM227 188H226V191H227ZM239 188V189H240ZM90 188H88L87 189V187H85V189H84V192H86V194H88V192L90 191V190H92V189H90ZM132 189V188H131ZM139 189V188H138ZM231 189V188H230ZM230 189H228V190H230ZM27 190V189H26ZM68 190V189H67ZM97 191L98 189H97V187H96V189H94L93 188V193L95 192V191ZM155 190V189H154ZM156 190V191H157ZM245 190V191H244ZM247 190H249V189H247ZM251 190V189H250ZM22 191V192H21ZM28 191V190H27ZM50 191V190H49ZM58 191V190H57ZM76 191V190H75ZM112 191V190H111ZM110 191V192H111ZM152 191V190H151ZM221 191V190H220ZM236 191V190H235ZM29 193H30V191H28ZM83 192V193H84ZM160 192V191H159ZM216 192V191H215ZM223 191H221V194H223L222 193ZM239 192V191H238ZM258 192V191H257ZM58 193V192H57ZM66 193V192H65ZM90 193H92L91 191H90ZM118 193V192H117ZM149 193H151V192H149ZM158 193V192H157ZM204 193V192H203ZM208 193V192H207ZM248 193H249V191H248ZM26 194H27V192H26ZM37 194V193H36ZM46 194V193H45ZM76 194V193H75ZM115 194V193H114ZM121 194V193H120ZM152 194V193H151ZM198 194V193H197ZM220 194V193H219ZM85 195V194H84ZM154 195V194H153ZM155 195H156V193H155ZM224 195V194H223ZM17 196V195H16ZM21 196H22V194H21ZM37 196V195H36ZM57 196H59V195H57ZM64 196V195H63ZM89 196V195H88ZM118 196V195H117ZM135 196V195H134ZM162 196V195H161ZM208 196V195H207ZM19 197V196H18ZM78 197V196H77ZM84 197H86V196H83V198ZM127 197V196H126ZM152 197V196H151ZM150 196L148 197V198H151ZM189 197V198H188ZM206 197V196H205ZM214 197V196H213ZM216 197V196H215ZM14 198V197H13ZM28 198V197H27ZM45 198V197H44ZM102 198V197H101ZM128 198V197H127ZM129 198H130V196H129ZM161 198H163V197H161ZM211 198V197H210ZM217 198V197H216ZM222 198H223V196H222ZM224 198H226V197H224ZM230 198V199H229ZM17 199V198H16ZM23 199H25V198H23ZM80 199V198H79ZM99 199V198H98ZM106 199V198H105ZM135 199H138V198H135ZM260 201H258V200ZM17 200H20L19 198L17 199ZM93 200H94V198H93ZM113 200V199H112ZM162 200V199H161ZM173 200V199H172ZM254 200H256L257 201V203H256V201L254 202ZM24 201V200H23ZM68 201V200H67ZM123 201V200H122ZM128 201V200H127ZM135 201V200H134ZM148 201V200H147ZM177 201H179V200H177ZM183 202V201H181V202H176L175 203V206H180V204L183 206V205H185V204H183V203H186V202ZM203 201H205V200H203ZM208 201V200H207ZM222 201V200H221ZM1 202V201H0ZM38 202V201H37ZM41 202V201H40ZM91 202H93L92 201V199H88V198H84V199H80V201L78 200V202L76 203V205H75V207H79V206H84L85 207V205H89ZM118 202V201H117ZM137 202V201H136ZM135 202V203H136ZM151 202V201H150ZM162 202V201H161ZM190 202V201H189ZM192 202V201H191ZM227 202V203H228ZM107 203V202H106ZM142 204H144V205H142V207L143 206H146L145 205V203L144 202H141ZM141 203H140V206H141ZM166 203H167V200H166ZM169 203V202H168ZM171 203V202H170ZM197 203V202H196ZM205 203V204H204ZM202 205L203 206H207L208 208H210L211 207V204L210 203H208V202H204ZM223 203V202H222ZM260 204V205H258V207H255L257 204ZM70 204V203H69ZM92 204V203H91ZM108 204V203H107ZM126 204V203H125ZM147 204H152V203H147ZM158 204V203H157ZM159 204H160V202H159ZM189 204V203H188ZM221 204V203H220ZM39 205V204H38ZM39 205V206H40ZM58 206V207H62L63 208V206H64V208L65 209H62L61 211H59L60 213L58 214V215H55L54 216V214L55 213H57V211L55 212L54 210V207L55 206ZM63 205V206H62ZM164 205V204H163ZM193 205V204H192ZM103 206H104V204H103ZM150 206H152V205H150ZM164 206H166V205H164ZM163 206V207H164ZM186 206V205H185ZM215 206V205H214ZM225 206V205H224ZM110 207V206H109ZM128 207V206H127ZM147 207V206H146ZM193 207V206H192ZM205 208L204 210H205V212H206V215H207V213H208V208ZM239 207V206H238ZM83 208V207H82ZM103 208H105V207H103ZM134 208V207H133ZM132 208V209H133ZM197 208V207H196ZM252 208V209H251ZM73 209V208H72ZM79 209V208H78ZM211 209V208H210ZM262 209V211H263V213H264V208H261ZM56 210H57V208H56ZM84 210V209H83ZM112 210V209H111ZM144 210V209H143ZM185 210V209H184ZM255 210V209H254ZM254 210H252V212H254ZM69 211V210H68ZM98 211H99V209H98ZM130 211V210H129ZM141 211V210H140ZM172 211V210H171ZM170 211V212H171ZM210 211V210H209ZM261 211V212H262ZM71 212H72V210H71ZM101 212H102V210H101ZM111 212V211H110ZM157 212V211H156ZM181 212V211H180ZM180 212H179V214H180ZM183 212V211H182ZM181 212V213H182ZM185 212V211H184ZM204 212V213H205ZM234 212V211H233ZM260 212V211H259ZM258 212V213H259ZM261 212H260V214H261ZM78 213V212H77ZM147 213V212H146ZM145 213V214H146ZM160 213V212H159ZM158 213V214H159ZM190 213V212H189ZM195 213V212H194ZM218 213V212H217ZM38 214H40V216H41V214H42V218L40 217H36ZM69 214V213H68ZM111 214V213H110ZM113 214V213H112ZM178 214V213H177ZM178 214V215H179ZM182 214H184V215H186L185 213H182ZM222 214V213H221ZM227 214H228V212H227ZM231 214V213H230ZM234 214V213H233ZM239 214V213H238ZM238 214H236L231 220L230 219H226V216L225 215H215V216H209V218L207 219V221H208V223L209 222H211V223H209V224H212V223H214L213 221H215L216 222V224L218 225V226H223V225H227V227H225L226 229H229V231H232L233 232V237L235 236L237 239L239 238V241H240V243H242V242H244L245 243V245L249 242V238H251L250 237V235H244L243 233H245V232H243L242 233V230H243V228L244 229H246V227L248 228L249 226L248 225H245L244 224V221L247 219V217H249V215L247 216L246 214H245V216L242 214V215H238ZM104 215L106 216V214L104 213ZM104 215H103V218H104ZM123 215H125V214H123ZM162 215V214H161ZM165 215V214H164ZM181 215V214H180ZM179 215V217H178V219L176 218L175 220L176 221H174L173 219V221L174 222H159V221H156V219L155 220H150L148 223L151 225V228L153 227L154 229H155V231H153V232H150L149 234L147 233L146 235V238H148V239H150L151 241H153L154 243L151 245V246H147V247H145V248H143V249H141V250H139V251H141L142 253H148V254H150L152 257H153V259H154V264H162V263H168V264H201V263H199V262H197V258L199 257V255L202 253V252H204V251H206V247H208V246H210V245H212V244H215V243H217L218 242V244H220V242H222V244H224L223 243V241H218L217 240V237L220 235V233H219V235L217 236L216 234H217V232H221L222 230H220L221 228H219V230L215 233V234H213V235H208L207 234V236H206V234H204L205 232H203L202 230L201 231H199V229H201V227H199V226H201V225H198L200 222L201 223H203L201 220H199V219H197V218H194V217H185L184 215H183V217H182V215L180 216ZM193 215V214H192ZM257 215V214H256ZM263 215V214H262ZM78 216V215H77ZM98 216V215H97ZM151 216V215H150ZM188 216V215H187ZM250 216H252V214H251V212H250ZM99 217V216H98ZM98 217H96V218H98ZM108 217V216H107ZM205 217V216H204ZM263 217V216H262ZM64 218H65V216H64ZM102 218V217H101ZM151 218V217H150ZM149 218V219H150ZM157 218V217H156ZM207 218V217H206ZM66 219V218H65ZM68 219V218H67ZM142 219V218H141ZM252 219H254L253 217H252ZM18 220L20 221L21 220V222H22V225L21 224H19L18 223ZM171 220V221H172ZM259 220H263L262 218H260ZM259 220H257V221H259ZM75 221V220H74ZM77 221V220H76ZM86 221V220H85ZM143 221V220H142ZM181 221H183L185 224H187V226H185V228L186 227H188L187 229H183V228H179L177 225L178 224H180V222ZM205 221V220H204ZM256 221V225L254 226V227H252L251 226V228H248L249 230H251V232H252V235H254L253 237L254 238H257L258 237V239L257 240H252V242H251V240H250V242H251V244L247 247V245L245 246V248H243L242 250L243 251H241L242 252V254L243 255H245L246 257H248L247 259H249V257L251 258V256L253 257H255V256H257L258 255V257L259 258H261V260L260 261H263V263H264V238H263V236H261V232L263 231V228H262V224H259V222H257ZM70 222V221H69ZM206 223V222H205ZM208 223L206 224V225H208ZM258 223V224H257ZM261 223H263V222H261ZM71 224V223H70ZM115 224V223H114ZM148 224V225H149ZM173 224V225H172ZM185 224H182V225H185ZM215 224V223H214ZM213 224V225H214ZM248 224V223H247ZM147 225V226H148ZM149 225V226H150ZM264 225V224H263ZM55 226V225H54ZM65 226V225H64ZM214 226H216V225H214ZM75 226H71L68 230H66V233H67V235L71 238V234L73 235L74 234V232H75V228H74ZM89 227V226H88ZM119 227V226H118ZM118 227H116L117 229H115V230H118ZM176 227H178L176 230H175V228ZM199 227V228H198ZM243 227V228H242ZM51 228V227H50ZM50 228H49V230H50ZM57 228V227H56ZM90 228V227H89ZM104 228V227H103ZM112 228H114V227H111V229ZM206 228V227H205ZM111 229H105L106 231H109V233H110V231H111ZM119 229L120 230H122L123 231V229H121L120 227H119ZM153 229V230H154ZM173 229L175 230V231H178L181 235H182V233L183 232H185L186 233V231L187 230H189V234L187 233V235H189V236H186L188 239V241L187 242H189V244H187V245H181L180 244V242H179V240H180V238H179V235L180 234H178V236H177V234L176 235H174V236H172L170 233H169V231H173ZM242 229V230H241ZM101 230H103V229H101ZM128 230V229H127ZM129 230H131V229H129ZM147 230V229H146ZM152 230V229H151ZM159 230V231H158ZM225 229H223V233L225 234V235H223V234H221V236L222 237H226L224 240H228L229 239V236L230 235H232L231 233H227V232H229L228 230H225ZM247 230V229H246ZM55 231H57V230H55ZM64 231V230H63ZM119 231V230H118ZM117 231V232H118ZM164 232L165 233V238H169V241H168V243H166L165 245H159L160 244V239H162V238H159L160 236H158L157 234H156V232ZM243 231H245V230H243ZM65 232V231H64ZM92 232V231H91ZM100 232V231H99ZM112 232V231H111ZM120 232V231H119ZM123 232H126L125 230L123 231ZM128 232V231H127ZM126 232V233H127ZM210 232V231H209ZM221 232V233H222ZM105 233H107L108 234V232H105ZM129 233H130V231H129ZM141 233V232H140ZM163 233V234H164ZM234 233H235V235H234ZM249 234H250V232H248ZM263 233V232H262ZM54 234H56V233H54ZM95 234V233H94ZM99 234V233H98ZM104 234V233H103ZM112 234H113V232H112ZM111 234V235H112ZM115 234V233H114ZM117 234V233H116ZM120 234H122V233H120ZM119 234V235H120ZM125 234V233H124ZM142 234V233H141ZM160 234V233H159ZM169 234V235H168ZM184 234V233H183ZM210 234V233H209ZM256 234V235H255ZM258 234V235H257ZM180 235V236H181ZM186 235V234H185ZM184 235V236H185ZM216 235V236H215ZM264 235V234H263ZM50 236V235H49ZM53 236V235H52ZM78 236V235H77ZM89 236V235H88ZM136 236V235H135ZM241 236H243V239H241L242 237ZM256 236V237H255ZM54 237V236H53ZM73 237V236H72ZM83 237V236H82ZM182 237V236H181ZM230 237H232V236H230ZM232 237V238H233ZM241 237V238H240ZM48 238H50V237H48ZM62 238V237H61ZM60 238V239H61ZM93 238H95V237H93ZM143 238V237H142ZM141 238V239H142ZM164 238V240H166ZM235 238V239H236ZM52 239V238H51ZM50 239V240H51ZM65 239V238H64ZM76 239H77V237H76ZM96 239V238H95ZM107 239V238H106ZM113 239V238H112ZM159 239V240H158ZM182 239V238H181ZM221 239H223V238H221ZM231 239V238H230ZM234 239V240H235ZM54 240V239H53ZM57 240V239H56ZM75 240V239H74ZM94 240V239H93ZM168 240V239H167ZM183 240V239H182ZM185 240H186V238H185ZM216 240H217V242H216ZM86 241V240H85ZM150 241V242H151ZM159 241V242H158ZM229 241V240H228ZM233 241V240H232ZM236 241V240H235ZM1 242H3V241H1ZM35 242V241H34ZM183 242V241H182ZM234 242V241H233ZM237 242V241H236ZM80 243V242H79ZM89 243V242H88ZM91 243V242H90ZM149 243V242H148ZM159 243V244H158ZM26 244V243H25ZM117 244V243H116ZM163 244V243H162ZM185 244H186V241H185ZM63 245V244H62ZM80 245H82V244H80ZM84 245V244H83ZM225 245V244H224ZM236 245V244H235ZM238 245V244H237ZM236 245V246H237ZM28 246V245H27ZM57 246V245H56ZM87 246V245H86ZM102 246V245H101ZM118 247H119V245H117ZM123 246H125V244H122L121 243V246L120 247H122V249H123ZM128 245H126V247H127ZM143 246H145V245H143ZM213 246V245H212ZM227 246V245H226ZM229 246V247H228ZM227 246V249H230L231 248V246L230 245H228ZM263 246V247H262ZM136 247V246H135ZM216 247V246H215ZM224 247V246H223ZM260 247H262L261 248V250L259 249ZM128 248V247H127ZM137 248V247H136ZM226 248V247H225ZM25 249V248H24ZM33 249V248H32ZM80 249V250H79ZM84 249V248H83ZM125 249V248H124ZM219 249V248H218ZM146 250H149V251H146ZM110 251V250H109ZM118 251H121V248H118ZM136 251V250H135ZM221 251V250H220ZM238 251V250H237ZM18 252V253H19ZM82 252V251H81ZM85 252V251H84ZM98 252H101V251H98ZM112 252H113V250H112ZM123 252V251H122ZM131 252V251H130ZM140 252V253H141ZM239 252V251H238ZM18 253H16V254H18ZM26 253V252H25ZM216 253V252H215ZM240 253V252H239ZM92 254V253H91ZM205 254V253H204ZM230 254V253H229ZM228 254V255H229ZM128 255V254H127ZM208 255V254H207ZM213 255V254H212ZM220 255V254H219ZM232 255V254H231ZM125 256V255H124ZM218 256V255H217ZM112 257V256H111ZM224 257V256H223ZM237 257V256H236ZM235 256H234V258H236ZM51 258V257H50ZM151 258V257H150ZM244 258V257H243ZM49 259V258H48ZM73 259H75V258H73ZM214 259V258H213ZM231 259H233V258H231ZM4 260V259H3ZM3 260H1L2 262L1 263H3ZM15 260V259H14ZM22 260V259H21ZM56 260V261H57ZM72 260V259H71ZM134 260V259H133ZM152 260V259H151ZM200 260H202V259H200ZM211 260V259H210ZM258 260V262H260ZM5 261V260H4ZM13 261V260H12ZM48 261H50V260H48ZM107 261V260H106ZM135 261V260H134ZM209 261V260H208ZM213 261V260H212ZM211 261V262H212ZM248 261V262H247ZM244 260L243 261V264H255L256 263V261H255V263H254V261H253V259H252V261L250 260ZM55 262V261H54ZM210 262V264H212ZM214 262V261H213ZM219 262V261H218ZM218 262H217V264H218ZM242 262V261H241ZM50 263V262H49ZM205 263V262H204ZM222 264H232L231 263V261H230V263H228V261L226 262V261H223L222 260V262H221ZM220 263V264H221ZM240 263V262H239ZM263 263H261V264H263ZM78 264V263H77ZM124 264V263H123ZM127 264H134L131 260H129L128 259V261H127ZM214 264V263H213ZM215 264H216V262H215ZM256 264H258V263H256Z\"/></svg>",
	"mask_w": 264,
	"mask_h": 264
}]
</instances>
